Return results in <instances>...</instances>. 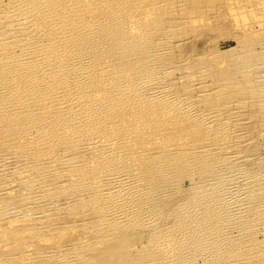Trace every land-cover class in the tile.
<instances>
[{
  "label": "rangeland",
  "instance_id": "1",
  "mask_svg": "<svg viewBox=\"0 0 264 264\" xmlns=\"http://www.w3.org/2000/svg\"><path fill=\"white\" fill-rule=\"evenodd\" d=\"M45 1H47V2H45ZM65 0H43V1H41V0H25V1H23V0H0V59H1V57L3 56V55H5V57L3 58L4 60H7V56L10 58H8V60L6 61V63L8 64V62H12V64L14 63V59L12 60V57L14 56V55H11V54H16V53H18L17 51L19 50V49H22V48H25L24 50H31L32 48H33V45L35 46L34 47V49H32V51H36V50H40V49H42L43 47V45H46L47 43L49 44V45H51V46H54V40L57 42V39L59 38V36H60V34H59V32H57V29H56V26L55 25H60V24H64L63 22L62 23H60L61 22V20L63 19H68V11H69V9H72V7H73V9L72 10H75V11H79V12H81L82 11V13H80L81 15L79 16L80 17V19L82 18V19H84V20H88V17L91 19L92 17H94V16H92V14H93V12H92V10H91V8H90V10H89V8L88 9H81V6H80V4H75V3H78L80 0H66L65 2H64ZM71 1V2H70ZM82 1V0H81ZM144 1V0H143ZM142 0L140 1V0H138V1H136V0H131V4H132V7H131V10L133 11V9H134V12H131L132 14H128L127 13V15H124L123 13H125V6L127 5H122V8H123V11H121L120 13L121 14H119V12H118V14H117V16H119V19L121 18V16H122V14H123V17H125V20H127V18H130V19H128L127 21L128 22H130L131 24H133L134 26H137V27H142L143 26V29L146 27L145 25H147L148 24V26L146 27L147 29H149L148 30V32L149 33H151L152 35L150 36V37H152L151 39H150V41H153V39L155 40V38L157 39V35H156V33L157 34H160V35H163L162 36V42H163V45H164V47L165 46H170L169 47V50H168V47H165L166 48V50H167V56H166V58H165V55H155V57H156V60H154V57H152V59L155 61V63L153 64V62L151 61V60H149V65L150 64H153V65H157V64H159L161 61H163L162 63H160V65H161V68H163V66H162V64H165V65H168V66H170V70L171 71H169L168 73H165V74H163L164 76H162V74L161 75H155V76H152V79H153V81H152V79H151V77H150V80L148 81L149 82V84H151V85H154V83H159V85L161 86V85H163L164 86V90H170L169 92L171 93V95H173V94H175L176 96H178L179 98H183V97H181L182 96V94H183V96L185 95V97H187V98H189V100H190V98H191V96H192V100L189 102V100H186V103H184V101H179V103H178V101H177V104H180V102L182 103L183 102V104H180V106H178V107H174V106H177L175 103L176 102H167L166 103V107L168 106V104H169V109H167L166 107H164L165 106V104L163 103H161V102H158V104H157V102H154L153 103V99H147V98H145L146 100H149V101H146V100H144L143 98V100L142 99H140L141 101H144V103H148L149 104V107H151L152 109H153V106L155 107V105L157 104V105H159V106H161V104H162V107H163V109H162V107L161 108H159L158 110H159V113L160 114H162V115H160V116H167L168 114H164V110H165V108H166V110L168 111H172L171 112V115L173 116V118L176 116V118H170L171 120H169V118L167 119V121H166V119L164 120V118L162 117V118H157V120H153V119H151V118H149V117H151L150 115H149V111H148V108L149 107H147L146 105H148V104H146V105H144L143 104V102H141V101H139L138 99V101L136 102H134V100H133V105L131 104L130 105V107H128V106H126L127 108H130V109H127V108H124L123 110H126L125 112H127L126 114L128 115H126V117H128V118H131V121L129 120L128 121V123H131L132 122V124H133V126H132V124H131V127L135 130V129H138V127L139 126H141L142 128L140 129V127H139V130H141V132H142V129H143V133H141V137L139 136V141L140 142H143L144 140H146V142L144 141L143 143H146V144H150V145H154V144H156L155 142H153L154 140H155V137H157V134H158V136H164V137H168V139H171L172 138V136L173 137H175V135H176V130H177V127H176V124L175 123H177L178 121V118H179V120L182 118V117H184V116H186V114L188 115V109L190 110V111H192L194 108L195 109H197V110H199V113L200 114H203L204 112V110L205 109H209L208 111H210V113L211 114H215L216 113V115H217V119H218V121L221 119V121H219L220 122V124L216 121V122H214V125H212L213 127L212 128H214V129H212L211 128V130H213V132H215L214 130H216V128L220 125V128H222L220 131H222V130H224V135H223V131L221 132L222 133V135L219 133L218 134V130H216V133L215 134H213V132L211 131H205V130H202V129H204V128H202V127H199V126H197L196 128H199V129H197V131H196V129H194L195 130V132L193 131V128L192 127H190V126H192V124L190 123V126H188V123L189 122H187V123H182V125L183 126H180L179 127V129H182V127H183V129H186L185 130V134H187L186 132H188V135H185L184 134V131H183V129H182V132H179L181 135L180 136H182L183 137V139L184 138H186V137H188L187 138V140H193L196 144L195 145H198V144H200V141H201V139L203 140V138L205 137V136H207V135H205V132H208L207 134H210V133H212L211 135H216V136H214L215 138L218 136V135H221L222 136V142L223 141H225V142H228V140H229V143H232V141L234 142V143H232V144H235V150H236V152H240L241 150V154H242V152L243 151H245L246 152V154H247V156H248V159H240L239 161H238V167L237 166H235L234 168H231V171H233V174L230 176V178H231V180L232 179H235V180H232L233 182H231V183H233V184H235V186H233V184H231L229 181V179H227L228 181H220V182H215V183H213L212 184V179L214 180V178H217V176L218 175H222V171H220V170H222V169H220L221 167V164H219L220 166H219V168H216V171H215V173H212L213 174V177L211 178V180H209L208 182H209V184H208V186L206 185V186H204V188H210L212 185V187L209 189V195H211V194H217V193H221V195H220V197H219V200L218 201H220L219 202V204H218V202H216L217 204H215V207H214V209H216V210H221L222 209V206L226 203L227 205H224V207H223V209L222 210H226V211H229V212H231L232 210L231 209H236L237 207H236V199H238L239 200V197H242L243 198V201L244 200H246L247 202H249V200L251 201V203H253V205L256 203V201H257V203H258V201H259V203L260 204H264V199H262V198H259V197H263L264 198V188H263V186H264V86L262 87V85H263V83H264V52H260V50H262L261 48L262 47H260V43H262V42H264V0H173L172 1V3L170 2V1H168V0H159L162 4H163V1H164V4L163 5H167V6H169V7H167V6H162V4L160 3V2H158V0H156L157 1V4L154 2V6L155 7H153L152 5H153V1L152 0H147L146 2L144 1L143 2ZM150 1H152V2H150ZM168 3H167V2ZM177 1V2H176ZM8 4H7V3ZM16 2H19V4L18 5H16L17 7V10L15 9V6L13 5L14 3H16ZM72 3V4H70V3ZM133 2H135L134 3V5H136L137 4V2H138V4L136 5V6H134L133 5ZM176 2V3H175ZM38 3V4H37ZM54 3H56V4H54ZM61 3V4H60ZM140 3H141V7L139 6L140 5ZM144 3H147L146 4V6H145V4ZM159 3L161 4V5H159ZM174 3V4H173ZM2 4V5H1ZM35 4V5H34ZM52 4V5H51ZM67 4V5H66ZM130 4V5H131ZM143 4H144V7H146L145 9H144V7H143ZM149 4H151V5H149ZM168 4H170V5H168ZM12 5V6H11ZM32 5H34V7H32ZM46 5V6H45ZM55 5V6H54ZM64 5L66 6L65 8H64ZM75 5V6H74ZM79 5V6H78ZM157 5V6H156ZM158 5H159V7L160 6H162V7H164V9H165V11L164 12H160V10L161 11H163V8L162 7H158ZM14 6V8H12ZM19 6V7H18ZM28 6V7H27ZM48 6V7H47ZM60 6V7H59ZM62 6V7H61ZM151 6V7H150ZM171 6V7H170ZM6 7H8V8H6ZM22 7V8H21ZM26 7V8H25ZM30 7H32L31 9H30ZM43 7V8H42ZM136 9H135V8ZM137 7H139V8H137ZM167 7V8H166ZM24 8V12L25 13H22V9ZM27 8L29 9V10H27ZM46 8V9H45ZM52 8V9H51ZM67 8V9H66ZM75 8V9H74ZM156 10H155V9ZM159 8V9H158ZM171 8H173V10H171ZM1 9H2V11L3 12H1ZM5 9H6V11L8 10V12H12L11 14L10 13H5L6 11H5ZM12 9H13V11H12ZM20 9V11H18ZM26 9V10H25ZM33 9H35V12H34V10ZM36 9H37V11H36ZM57 9V10H56ZM63 9H64V11H63ZM77 9V10H76ZM141 9H142V11H141ZM157 9H158V11H157ZM30 10H32V11H30ZM50 10V11H49ZM54 10H56V11H54ZM89 10V11H88ZM122 10V9H121ZM146 10V11H145ZM168 10H171V13H172V15L170 14V12L168 11ZM16 11H18V12H16ZM29 13H28V12ZM53 11V12H52ZM63 11V12H62ZM66 11V12H65ZM85 11H87L86 12V14H85ZM154 11V12H153ZM166 11H168L169 12V15L167 14V12ZM27 12V13H26ZM44 12H46V14L44 13ZM47 12H48V14H47ZM50 12V13H49ZM57 12V13H56ZM91 12V13H90ZM3 13V14H2ZM14 13V14H13ZM33 13V14H32ZM36 13H38V14H36ZM42 13H43V15H42ZM68 13V14H67ZM87 13H88V15H87ZM149 13V14H148ZM162 15H161V14ZM164 13H165V15H164ZM9 14H10V16H9ZM16 14H17V16H16ZM36 14V15H35ZM40 14H41V16H40ZM45 14V15H44ZM50 14H53V15H50ZM54 14H56V15H54ZM61 14V15H60ZM83 14V15H82ZM14 15V16H13ZM26 15V16H25ZM27 15H29L28 17H27ZM31 15V16H30ZM38 15V16H37ZM90 15V16H89ZM133 17H131V16ZM146 15V16H145ZM148 15V16H147ZM165 17H167V18H165ZM14 17V18H12V17ZM22 17V18H20L19 20L17 19L18 17ZM27 19H23L24 17ZM36 16V17H35ZM52 16H54L53 17V19H52ZM61 16H62V19H60L61 18ZM70 16V15H69ZM88 16V17H87ZM10 18V20H9V18ZM32 17V18H31ZM35 17V18H34ZM39 17V18H38ZM43 17H44V19H43ZM49 17H51V19L49 18ZM56 17V18H55ZM65 17V18H64ZM172 17V18H171ZM176 17V18H175ZM178 17V18H177ZM36 18H38L39 20H41V21H39L38 19H37V21H36ZM47 18H48V21H47ZM71 18V17H70ZM148 18V19H147ZM165 18V19H164ZM11 19H13L12 20V22H11ZM18 20L19 21V23H18V21L16 22V20ZM89 19V20H90ZM94 19V18H93ZM159 19V22H158V26H156L157 25V20ZM161 19V20H160ZM163 19V20H162ZM167 19V20H166ZM169 19V20H168ZM174 19L176 20V21H174ZM6 20H7V22H6ZM30 20H35L34 21V25L33 26H30L29 25V21ZM45 20V21H44ZM57 20V21H56ZM89 20H88V22H89ZM166 20V21H165ZM24 21V22H23ZM28 23H27V22ZM161 21V22H160ZM164 21V22H163ZM170 21V22H169ZM172 21V22H171ZM26 22V23H25ZM36 22H38V23H36ZM55 22V23H54ZM57 22H59V24L57 23ZM138 22V23H137ZM7 23H9V24H7ZM16 23V24H15ZM19 24V26H18V24ZM22 23H23V25H22ZM25 23V24H24ZM46 23L48 24V25H46ZM57 23V24H56ZM154 23H156V24H154ZM171 23V24H170ZM175 23V24H174ZM28 24V25H27ZM144 24V25H143ZM163 24V25H162ZM169 24V25H168ZM37 25H40V26H37ZM44 25V26H43ZM142 25V26H141ZM159 25H160V28H157V27H159ZM166 25V26H165ZM172 25V26H171ZM14 26L15 27H19V28H14ZM23 26H26V28L25 27H23ZM28 26V27H27ZM49 26V27H48ZM170 26V27H169ZM22 27V28H21ZM40 27V28H39ZM43 27H46L45 28V33H44V31H42L41 32V30H43L44 28ZM64 27L66 28V26L64 25ZM67 27H69V25L67 24ZM150 27L152 28H154L153 30H150ZM168 27V28H167ZM24 28V29H23ZM29 28H30V30H29ZM49 28V29H48ZM167 28V29H166ZM170 28V29H169ZM176 28V29H175ZM7 29V30H6ZM47 29H48V31H47ZM52 29H55V30H52ZM161 29H162V31H163V33H162V31H161ZM4 30V31H3ZM12 30V31H11ZM25 31V33H24V31ZM131 30H132V28H131ZM164 30H166V31H164ZM22 31V32H21ZM36 31V32H35ZM40 31V32H39ZM66 31V30H65ZM64 31V32H65ZM39 32V33H38ZM81 32V31H80ZM139 32V31H138ZM18 33V34H17ZM35 33V34H34ZM43 33V34H42ZM49 33V34H48ZM82 33V32H81ZM136 33H137V31H136ZM140 33V32H139ZM167 33V34H166ZM6 34V35H5ZM20 34V35H19ZM40 34H41V36H40ZM154 35H155V37H154ZM10 36V37H9ZM28 36V37H27ZM42 36H43V38H42ZM167 36H169V37H167ZM27 38H31V40L30 39H27ZM34 38V39H33ZM50 38V39H49ZM14 39V40H13ZM26 39V40H25ZM4 42H3V41ZM22 40H23V43H22ZM24 40H25V42H24ZM32 40H33V42H32ZM41 40V41H40ZM168 40V41H167ZM17 41V42H16ZM20 41V42H19ZM34 41H35V43H34ZM39 41V42H41V43H37V42ZM47 41V42H46ZM51 41V42H50ZM149 41V42H150ZM157 41V40H156ZM155 42V41H154ZM165 42V43H164ZM250 43V45H249V43ZM260 42V43H259ZM7 43H9V45L7 44ZM30 43H32V44H29ZM34 43V44H33ZM45 43V44H44ZM160 43V42H159ZM167 43V44H166ZM28 44V45H27ZM37 44H38V46H37ZM43 44V45H42ZM157 44V46H158V42L156 43ZM161 44V43H160ZM171 44V45H170ZM162 45V44H161ZM237 45V46H236ZM243 45V46H242ZM10 46V47H9ZM37 46V47H36ZM55 46H56V43H55ZM156 46V47H157ZM16 47V48H15ZM30 47V48H29ZM45 47V46H44ZM164 47H162L163 49H164ZM240 49H239V48ZM3 48V49H2ZM5 48H7V49H5ZM10 48V49H9ZM15 48V49H14ZM19 48V49H18ZM40 48V49H39ZM161 48V49H162ZM173 48V49H172ZM242 48V49H241ZM246 48V49H245ZM179 49V50H178ZM9 51V52H6V51ZM34 51V52H35ZM45 48L44 49H42V51H40L39 53H38V51H37V53L35 54V56L36 57H38V58H36V57H34V58H36V59H34V58H26V59H28L29 60V62H33V60L36 62V66H32V64H29V62H27L26 61V59L24 60V66H23V63L21 62L20 64H18V65H20L19 66V68H22V72H20V73H18L17 72V68H14V70L12 71H9V70H7V71H3L1 68H0V75H4V74H6V77L8 78V82H7V86L8 87H6V85H5V90H3L2 91V93H1V95L3 96H1L0 95V97H2V98H4V97H6V98H10L11 96H12V98H17V99H24V98H28L29 100H30V98H31V96L32 95H34L33 97H36L35 99H33L32 100V98H31V101H30V105L29 106H31L32 108H33V110H34V112H37L38 110H37V105H36V103L38 102V98L39 97H41V94L42 95H44V96H47L46 98H49L50 97V99H51V97L52 96H54L57 100H64V99H66V100H70L71 98V94H69L68 95V93H69V88H71L72 90H73V88H72V85H74L75 83H73V82H75V81H70V87H69V85L68 86H66L65 87V90L67 91H65L64 93H65V96L63 97L62 96V94H52L53 92H54V90L52 91V88H53V83H52V81H51V78H50V76H49V74L51 73L48 69H47V66H45V64L47 63V62H45V61H47V54H45ZM51 51V52H50ZM237 51H240L242 54H243V59H244V61H246V59L249 61L248 63H251L252 61L254 62V64L255 65H253V66H255V67H257L258 69H256V68H254V67H252L253 68V70L252 71H250V73H248V74H244V77L245 78H241V79H237L238 78V76L235 74V71L234 70H228L229 69V63H231V62H229V61H227V60H225V61H223V59L229 54V53H236ZM243 51V52H242ZM263 51V50H262ZM6 52V53H5ZM27 53H28V51H26ZM53 51L52 50H49V53H50V55L48 54V56L49 57H52L53 56V53H52ZM29 55H33L34 53H28ZM37 54H38V56H37ZM40 54V55H39ZM162 54H166L164 51H163V53ZM241 54V55H242ZM256 54V55H255ZM261 54V55H260ZM7 55V56H6ZM45 55V56H44ZM52 55V56H51ZM140 55V54H139ZM16 56H18V55H16ZM100 56V58H102V59H100L99 57H96V61H103L104 59H105V57H104V54H101V55H99ZM114 56V55H113ZM160 56L161 57H163V59L164 60H162V58H160ZM45 57V58H44ZM157 57H159L161 60H160V62H159V60H158V58ZM137 58V57H136ZM46 59V60H45ZM98 59V60H97ZM135 59V58H134ZM254 59V60H253ZM262 59V60H261ZM40 60V61H39ZM168 60V61H167ZM237 60V59H236ZM28 63V64H26V62ZM151 61V62H150ZM165 61H167V63L165 62ZM31 62V63H32ZM39 62V63H38ZM42 62V63H41ZM114 62H115V60L114 61H112V65H115L114 64ZM156 62H158L157 64H156ZM232 62H235V61H232ZM257 62V63H256ZM43 63H44V65H43ZM99 63V62H98ZM240 65L242 64V65H244L243 64V61H239L238 62ZM6 64V65H7ZM26 64V65H25ZM37 64H39V65H37ZM111 64V63H110ZM1 65V64H0ZM40 65H41V69H40ZM43 65V66H42ZM227 65V66H226ZM27 66V67H26ZM251 66V65H250ZM0 67H2V65L0 66ZM29 67V68H28ZM38 67V68H37ZM146 67V68H145ZM144 68H145V71L143 72V77H144V75H145V72L147 71L146 69L148 68L147 66H145ZM231 67V66H230ZM19 68H18V70H19ZM25 68V69H24ZM28 68V69H27ZM161 68H158V69H161ZM226 68H227V70H226ZM30 69V70H29ZM34 69V70H33ZM45 69H47V70H45ZM157 68H156V71L158 70ZM16 70V71H15ZM25 71V73H24V71ZM41 70H42V72H41ZM263 71V72H260V71ZM6 72V73H3V72ZM27 71H29V74L31 75V77H32V79L28 76L29 74L28 73H26ZM256 71V72H255ZM15 72V74H16V72L18 73V76H17V74L15 75V74H12V73H14ZM39 72V73H38ZM46 72H48V73H46ZM100 72H102V73H100ZM254 72V73H253ZM7 73H9V75L7 74ZM37 73H38V75H37ZM42 73H43V75H42ZM46 73V74H45ZM256 73V74H255ZM261 73V74H260ZM26 74H27V76H26ZM45 74V75H44ZM48 74V75H47ZM160 74V73H159ZM228 74V75H227ZM255 74V75H254ZM8 75V76H7ZM20 75V76H19ZM35 75L36 76H38V77H36V79H35ZM46 75H47V77H46ZM51 75V74H50ZM102 75V76H101ZM180 75H182V77H180ZM206 75V76H205ZM41 76V77H40ZM64 76H68V79H72V80H74L72 77H71V75H64ZM108 75L106 74V72L105 71H101V70H98V69H94V70H92L91 72H89L88 74H85V76H84V78L86 77V79H84V83L83 82H81V84H76V87L74 88V92H75V96H73V94H72V96H73V102L74 103H79V101L81 102V100L84 98L85 99V95H88V96H90V94L86 91V89H84V88H82L81 86L82 85H85V86H88L89 87V89H88V91L90 90V89H92V87L89 85L90 84V82H91V84H96V85H99V83H100V80L102 79H104V78H106ZM209 76V77H208ZM233 78H232V77ZM254 76H256L257 78H255ZM260 76H262V77H260ZM14 77V78H13ZM19 77V78H18ZM27 77V78H26ZM154 77V78H153ZM162 79H161V78ZM197 77V78H196ZM253 77V78H252ZM259 77V78H258ZM1 78H4L3 76H1L0 77V79ZM15 78H16V80H15ZM21 78V79H20ZM23 78H26V79H23ZM29 78L31 79V80H29ZM40 78H42V81L43 82H40L41 80H40ZM158 79V81H157V79ZM202 78V79H201ZM221 78H226V79H221ZM28 79V80H27ZM67 79V80H68ZM97 79H99V80H97ZM164 79V80H163ZM170 79V80H169ZM194 79V80H193ZM245 79V80H244ZM250 79V80H249ZM14 80V81H13ZM19 80H22V81H19ZM35 80V81H34ZM85 80H86V82L88 83H85ZM156 80V81H155ZM190 81L192 84L194 83V85H189L188 86V84L185 82V81ZM200 80H201V84H199L200 83ZM250 82H249V81ZM9 81H11L10 83H11V85L12 84H14V86H11V89H10V87H9ZM13 81V82H12ZM23 81H26V82H23ZM30 81H32V83H29V84H32V85H28V82H30ZM37 81H38V83H37ZM46 81V82H45ZM49 81V82H48ZM90 81V82H89ZM237 81H239L240 82V84H241V82L242 83H245V84H238V82ZM1 82V81H0ZM15 82V83H14ZM21 82H23V83H21ZM34 82V83H33ZM51 82V83H50ZM152 82V83H151ZM254 82H257L259 85H258V87H257V85L256 84H254ZM39 83H41V84H39ZM73 83V84H72ZM83 83V84H82ZM170 83V86L168 85ZM196 83H197V85H196ZM260 83H261V86H260ZM17 86H16V85ZM22 84V85H21ZM25 84V85H24ZM34 84H37L36 86L34 85ZM39 84V85H38ZM52 84V85H51ZM172 84V85H171ZM24 85V86H23ZM49 86V87H47V86ZM79 85V86H78ZM234 85H235V87H234ZM237 85V86H236ZM253 85V86H252ZM255 85V86H254ZM22 86V87H21ZM41 88H40V87ZM179 86V87H178ZM240 86V87H239ZM0 87H1V83H0ZM17 87V88H16ZM26 87H31V88H29V90H28V88H26ZM80 87V88H79ZM105 86L104 85H102V87H99V89H103ZM168 87L170 88V89H168ZM183 87H185L184 89H183ZM198 87V88H197ZM243 87V88H242ZM260 87V88H259ZM262 87V88H261ZM36 88H38L37 90H36ZM43 88H45L44 90H43ZM82 88V89H81ZM140 88L141 87H139V90H140ZM143 88V87H142ZM206 88V89H205ZM213 88V89H212ZM1 89V88H0ZM17 89V90H16ZM33 89V90H32ZM42 90V91H39V90ZM70 89V90H71ZM84 89V90H83ZM171 89H173V90H171ZM211 89V90H210ZM10 90V91H9ZM18 92H16V91ZM23 91V93L21 92V91ZM72 90H71V93H72ZM79 90L81 91V92H79ZM143 89H141V91H142ZM205 90V91H204ZM240 90V91H239ZM14 91V93H15V96H13L14 95V93H12ZM20 91V92H19ZM28 91H30V93L28 92ZM46 91V93H44ZM47 91H49L48 93H47ZM173 91V92H172ZM175 91V92H174ZM34 92H36V94L34 93ZM41 92H43V93H41ZM84 94H83V93ZM86 92V93H85ZM176 92H178V93H176ZM184 92V93H183ZM261 92V93H260ZM20 93V94H19ZM22 93V94H21ZM102 93H104V92H100V94H102ZM169 93V94H170ZM195 93V94H194ZM204 93V94H203ZM206 93V94H205ZM260 93V94H259ZM26 94V95H25ZM38 94H40V95H38ZM46 94V95H45ZM148 94V93H147ZM10 95V96H9ZM19 95H20V98H19ZM49 95V96H48ZM78 95H80V97H81V99L78 101V99H77V97L76 96H78ZM181 95V96H180ZM17 96V97H16ZM27 96V97H26ZM29 96H30V98H29ZM43 96V97H44ZM67 96L70 98V99H68L67 98ZM83 96V97H82ZM94 96H96V95H94ZM190 96V97H189ZM24 97V98H23ZM63 99H62V98ZM74 97H75V99H74ZM262 97H263V99H262ZM53 98V97H52ZM186 98V99H187ZM256 98H258L257 100H256ZM260 98V99H259ZM180 99V100H181ZM185 99V98H184ZM86 100V99H85ZM84 100V101H85ZM195 100L197 101V102H195ZM236 100H240V101H236ZM259 100V101H258ZM35 101H37L36 103H35ZM99 101H101V99H98L96 102H98L99 103ZM104 102H105V100H103ZM146 101V102H145ZM152 101V103L150 104V102ZM187 101L190 103V105H193L194 103V106H193V108L192 107H190V105H189V103H187ZM193 101V102H192ZM34 102V103H33ZM40 102V101H39ZM44 102H48V101H44ZM141 102V103H140ZM259 102V103H258ZM56 103V104H55ZM97 103V105H99ZM156 103V104H155ZM171 103V104H170ZM197 103V104H196ZM40 104V103H39ZM136 104H138V105H136ZM139 104H141V105H139ZM172 104H175V105H172ZM185 104H187V106H189V108H187V106H185ZM262 104V105H261ZM33 105H34V107H33ZM49 105V106H48ZM84 105V104H83ZM83 105H81L80 106V108L81 109H86L87 107H85V106H83ZM152 105V106H151ZM164 105V106H163ZM181 105H182V107L183 106H185V108L186 109H184L183 110V112L182 111H180L181 109H182V107H181ZM258 105V106H257ZM45 106L46 107H48L47 108V115H49V117H47V115L45 114V118H41V120H43V121H39V123L40 124H42V126L44 125L45 126V124H47L48 123V120H49V122H54V123H58L59 121L58 120H61L63 117H65V116H67L68 115V118H64L66 121H67V119H70V118H72V119H70V120H68V122H66V127L68 128L69 126H70V128H69V130L67 131V129H66V127H65V131H66V133H67V135H68V137L70 138L72 135H77L76 133H78V134H80L81 133V138L83 139V141H82V139H80V141H79V143H78V141L76 140L75 142L76 143H78V147L77 146H74L73 148H71L70 149V151H69V155H68V157H70L71 159V162L70 161H68L69 163L68 164H59L58 166H56V167H52V169H51V166L49 167L48 165L49 164H46L48 167H46V165L44 166V164H42L41 165V167L43 166L44 168H38L37 167V169L35 168V164L33 165L32 164V162H33V160H31L32 159V153H31V151H33V149H34V147H36V140H35V137H33V138H31L29 141H27V143L22 147V146H19V140H21L22 141V139L20 138V137H18V138H15V139H13V140H11V141H5V142H3L5 145H3L2 143H0L1 145H0V154H6V153H8V152H10V151H12V152H14L13 154H14V160L13 159H11V158H7V160H4L3 161V163L4 164H6V166L4 165V167L6 168V169H4L3 168V170H4V178H3V174H1L0 175V188H1V195H0V210L2 211V209H3V211H5V212H1L0 211V238H2V239H0V242H1V240H2V242L0 243V257L2 256L4 259H2V258H0V264H61V262L60 263H57L54 259H61L62 258V255H64L65 254V252H70V251H77V253H76V257H78V258H76V260H77V263L78 264H81V259H82V256H84L85 257V259H86V261H87V264H98V263H100L101 264V261H103V264L104 263H106V264H130V263H132L133 262V264H137L138 263V258H139V264H143V261L144 260H142V259H144L145 257V259H148V258H153L155 255H156V252H157V255L159 254L158 252H160V247L158 248V246H159V242H160V239L161 238H159V236H161V235H163V233L165 234V235H167L166 233H168V236L170 235V236H175L177 233H178V231H179V233L176 235V238H179V239H177L178 241L176 242V246L175 247H177L176 249L179 251V249H181V253H184V251H185V257H188L189 256V251L188 250H193V251H195L194 252V254H196V256L195 255H192L191 256V254H193L192 252L193 251H191V253H190V256L189 257H192V258H190V259H188V258H185V260L183 261V262H179L180 264H182V263H184L185 261H187L186 263H188V264H192V262H190L191 261V259H192V261H195L194 263H196V264H203V258L204 257H207L208 255V253H212V257H214V255L217 253V251H218V253L215 255V259H217V263H219V262H221L220 264H224V262L223 261H220V260H223V259H225V258H232V257H234V256H236L237 254H239L237 251H238V249H240L241 247L243 248V249H240L239 250V252L241 253V252H244V251H250L251 249H253L252 250V252L254 253V252H256V251H258L259 250V248H261L260 247V245L261 244H256L255 242H254V240L256 239V238H261L260 237V235H263L264 234V207L262 208V209H259V210H261V212H259V213H257V214H255L254 213V216H252V213H250L249 214V219H245V218H243V217H241V219H243L242 221H241V219L239 220V219H237L238 217H237V212H238V210L240 209V207L237 209V210H235V211H237V212H235L236 214H234L232 217L230 216V214H228V213H226L227 214V216L228 217H230V218H228V220H231V222L230 221H228V220H226V219H224V218H227V216H225L224 218H222L223 220V222H222V226L223 225H225V224H227V222L229 223V225L227 226V229L228 230H230V234L232 233V234H234V233H236L235 232V228H234V224H236V223H238V222H240L238 225L240 226V224H241V228L243 227V225L245 226V228L243 227L241 230H243V232L241 233L240 232V235H236V236H231V237H227V238H225V237H222L223 235H218V233H220L219 231H217V228H215L216 229V231H215V229L214 230H212L211 229V234H212V236H211V234L210 235H208V237H210L211 236V238L210 239H215V241H216V243L214 242V241H208V237H207V235H206V233H208L209 232V230H208V228L209 227H206V226H209L210 225V227L212 228V226H211V224L209 223H207V222H209L208 220H213V218H215V220L214 221H216V220H218V218H220V216L221 217H223L224 216V214H216V213H214V214H216V216L214 215V214H210V215H208V216H205L204 218H203V216H204V214H203V212H202V210H206L207 209V204L205 203V195H204V193H203V190H204V188H203V184L204 183H201L202 184V186L200 187V189H199V187H198V189H196V191H195V195L196 196H194V198L195 197H198L199 196V201H198V199L197 198H195L194 200H197L196 202L199 204H197V207L198 208H200V210H201V213L203 214V216H202V214H201V216L202 217H200V220L203 218L204 220L202 221L201 220V223H200V221H199V219H197L198 221H197V223H199L200 225H198L199 227L198 228H202V226H204L206 229H207V232H202L203 233V236H200V235H197V232L196 233H194L193 235H192V237H191V239H188V237H183L184 235H186V233H187V236H188V233H190V232H188L187 230H188V225H191V221L189 220V217H187V222L186 221H184L185 220V218H186V215L188 216V214H189V216L190 217H192L193 218V216H191V214L190 213H188V212H186L187 210H183L182 208H181V210H179L178 211V208L176 209V206L177 205H180L182 202H183V200H186V198H184L185 196H186V193H184L185 191H183V192H180L179 190L180 189H182V188H186V186H188V184L191 182V181H194V179L195 178H197V179H195V180H198V171H202L203 169H201V170H199L200 169V167H202L203 165V163L205 162V160H203L202 161V158H201V161H202V164H201V166H199L198 165V163L196 164V161H198V160H196V159H199L200 158V156L198 157V158H196L195 156V154H197V153H195L194 152V150H190V149H188V150H190L191 152H193V154L190 152V151H188L189 153H191V155L192 156H190V154H188L187 153V155H188V157L190 156V158H188L187 157V155H186V153H185V156H184V159H186V157H187V159H190V160H184L185 161V163L187 164V161H189L190 163H192V164H189V162H188V164L190 165V166H187L186 165V168H188L187 170H188V172L187 171H185L186 169H185V165H184V163L182 164V165H184V166H181V167H179L178 166V163H179V165H181V163L180 162H175V170H174V167H172V165H169L170 164V162H171V154H167V156H165V155H163V154H161V151H160V153H158L159 155H156L157 153H156V151L155 152H153V156L152 155H150L151 157H150V159H148V160H150V161H153L152 159L154 158V164L153 163H151L150 161V163H151V165L152 166H154V168H156L155 167V165H156V163L157 162H160L161 160H162V158H165L166 157V159L165 160H163L161 163H162V165L164 164V163H166V164H168V167H169V169H170V171H168V170H166V171H168V174L169 175H167V173H166V175L165 174H163V172H164V170H162L161 171V163H157V165H158V168H156L157 170H154V168L152 167L151 168V172L154 170V171H158L157 173L156 172H154V173H151V174H153V177H154V175L155 176H162V175H165L164 177L162 176V181H155V182H153V184L154 183H158L159 182V184H163L164 182H166L165 184H164V188H167V189H171V188H178L177 186H179V190H177V189H173V191H175V194H173L172 193V191L170 190L169 191V193H168V191H167V196H165L164 194H162V195H159L158 194V196H156L153 200H151V203H146L145 204V201H141L142 202V204H140V207H144L143 209L142 208H138V207H136V209L138 208L139 210V212H137V210L135 211V213H134V211H132L134 214H130V215H132V216H130V222H128L129 221V217L127 218L126 217V219L125 220H127V221H122V223L121 224H123V223H125V224H123V225H125L124 226V228L122 227V225L121 226H119L120 225V223L118 222V220H115L116 218H115V216H114V213H112L113 214V216L114 217H112V214H110V215H107L108 213L107 212H112V210H113V212L116 210L117 211V209L115 208V207H112V206H115L116 204H114L117 200V203L119 204H117L116 205V207H118V209H119V207H120V205H121V207H123V205H122V202H123V204H125V202H126V198L125 197H127V199H129L128 197L129 196H131L134 192H132V191H130L128 194L126 193V192H124V191H121L122 192V194L120 193V192H118L115 188H117V187H114V189H112V190H114L115 192V194L118 192V194L119 195H121V196H119L118 194H116V197H115V195H114V193H112L111 191L110 192H108L107 191V193L105 192L106 191V188H107V184H103L102 182H100V183H102V184H100L99 186H98V189L97 190H101V191H97L96 190V192H94V189H92V188H90V186H88V183L89 182H91L92 180H94V179H96V178H98L101 174L100 173H98V174H96V172L98 171V170H100V169H102L103 170V168H100L99 166H102V163H103V161H102V163H101V165H98V164H100V162H95V163H92V161L90 162V163H92L91 165H88L89 167H88V169H86V167H87V165H84V164H80L79 162H82V161H87V160H89L90 158H91V154L92 155H95V152H97V151H99V152H102V151H107L109 154H111V156L113 157V159L115 160V158L117 157L119 160L118 161H120V160H122L120 163H119V165L117 166V165H113V164H110V167H109V163H106L105 165L107 166H105L104 167V169L105 168H110V170H113V171H115V172H119L120 170H122V168H123V165H124V163L125 162H127V164L129 163L130 165H132L133 164V166L131 167L130 165H129V169H131V171H133L134 173H135V171L134 170H136V172L138 171H140V172H142V169H145V168H147L146 166H150V163L149 162H147L148 160H146V158L143 156V154H144V150L142 151V147H139V148H137L136 150H129L128 151V146L129 145H126V143H129V140L130 139H128V137H124L122 140H123V142L121 141L120 143H119V141L118 140H114V131L113 130H110L109 131V126H106L105 127V129L102 131V134L99 132L98 133V137H100V138H102V139H96V137L97 136H94V135H92L91 137H90V139L89 138H87V134H88V132L87 131H85L87 128H88V126L87 125H84V124H87L88 123V116H87V118H83L82 116H80L81 114H80V112L78 111V112H75V111H77V110H71L70 112H68V111H63V114H61V112H62V110H60V111H58L59 110V107H58V104H57V101H55V102H53V101H49L48 103H46L45 104ZM135 107V109H133V107ZM137 106V107H136ZM159 106H157V107H159ZM210 106V107H209ZM257 106V107H256ZM261 106H263V107H261ZM99 108L101 107V106H98ZM142 107V108H141ZM171 107H173V108H171ZM180 107H181V109H180ZM40 108V107H39ZM49 108H51V109H49ZM144 108V110H145V112H144V110H142ZM147 108V109H146ZM171 108V109H170ZM184 108V107H183ZM192 108V109H191ZM213 108H215L216 110L215 111H217V112H215V111H212V109ZM232 108H234V109H232ZM56 109H58V110H56ZM102 109V108H101ZM119 109V108H118ZM173 109V110H172ZM175 109H177V110H179V112H181V113H179L178 114V112H174V111H176ZM194 109V110H195ZM219 109H220V111H219ZM260 109V110H259ZM56 111V112H54V111ZM88 110H89V112H88ZM94 110V111H93ZM131 110H133V111H131ZM147 110V111H146ZM187 110V112H185L184 113V111H186ZM258 110V111H257ZM52 111V112H51ZM130 113H129V112ZM136 111V112H135ZM139 111V112H138ZM151 111H153V110H151ZM202 111V112H201ZM257 111V112H256ZM34 112L32 111V113H31V115H33L34 114ZM71 112H72V114H71ZM87 112L89 113V114H93V113H95V109H93V107H92V109L89 107V108H87ZM124 112V111H123ZM123 112H121L120 114H122ZM138 112V113H137ZM170 112H168L169 113V115H170ZM64 113H66V115L64 116ZM74 113V114H73ZM77 113V114H76ZM139 113H142V114H139ZM144 113H146V114H144ZM148 113V114H147ZM167 113V112H166ZM178 115H177V114ZM185 115H184V114ZM219 113V114H218ZM54 116H53V115ZM180 114H182V116L180 115ZM199 114V116H201ZM257 114V115H256ZM50 115H51V117H50ZM71 115V116H70ZM123 115V114H122ZM142 115V117H139V116H141ZM146 115V116H145ZM184 115V116H183ZM224 115V116H223ZM57 116V117H56ZM63 116V117H62ZM76 116H78L77 118H76ZM132 116V117H131ZM137 116V118H135ZM171 116V117H172ZM179 116V117H178ZM47 117V118H46ZM61 117V118H60ZM227 117V118H226ZM75 118V119H74ZM134 118V119H133ZM142 118H146L147 119V121L149 120V122H147L146 121V119H142ZM156 118V117H155ZM200 118V117H199ZM223 118V119H222ZM226 120H225V119ZM85 120V121H82V120ZM134 121H136L137 120V122H133V120ZM139 119V120H138ZM141 119V120H140ZM164 120L163 121V124L164 125H162L161 123L162 122H160L161 120ZM177 119V120H176ZM241 119V120H240ZM245 119V120H244ZM47 120V121H46ZM117 120H119L120 121V119H118L117 118ZM160 120V121H159ZM176 122H175V121ZM193 120H195V119H193ZM46 121V122H45ZM71 121V122H70ZM144 121V122H143ZM160 122V124H157V123H159ZM171 121L174 123V124H170L171 123ZM74 122V123H73ZM139 122V123H138ZM140 122H143V124H141ZM146 122H147V124H146ZM169 122V123H168ZM224 122V123H223ZM230 122V123H229ZM73 123V124H72ZM170 124V125H172V126H170V125H168V124ZM179 123V122H178ZM195 123H197L196 121H195ZM213 123V122H212ZM226 123H228L229 125H231V123L233 124L232 126H230L231 128H234V129H229V130H232V132L234 133H231L230 131H229V133H227V128H225V126H228ZM235 123V124H234ZM241 124V125H238V124ZM72 124V125H71ZM75 124H76V127H75ZM137 124L139 125V126H137ZM141 124V125H140ZM151 124H152V126H151ZM155 124V125H154ZM216 124V125H215ZM219 124V125H218ZM222 124H224L223 125V127H221V125ZM64 125H65V123H64ZM154 125V126H153ZM162 125V126H161ZM196 125H198V124H196ZM81 126V127H80ZM87 126V127H86ZM144 126V127H143ZM168 126L170 127L169 128V130H168ZM73 129H72V128ZM85 127H86V129H85ZM135 127V128H134ZM147 127V128H146ZM155 127V128H154ZM157 127V128H156ZM159 127V128H158ZM160 127H162V129H160ZM172 127H176V129H174V128H172ZM107 128H108V130H107ZM124 128V127H123ZM123 128L121 129V131L123 130ZM154 128V129H153ZM166 128V129H165ZM190 128V129H189ZM225 128V129H224ZM83 129V130H82ZM124 129H126V128H124ZM152 131H151V130ZM158 129V130H157ZM172 129V130H171ZM188 129V130H187ZM192 129V130H191ZM72 130V131H71ZM75 130H76V132H75ZM146 130V131H145ZM148 130V131H147ZM162 130H164L163 131V133L164 134H159V132L161 131L162 132ZM167 130V131H166ZM189 130L191 131L190 133H192V131H193V134H195V135H192V134H189ZM238 130V131H237ZM69 131H71V132H73V133H69ZM155 131H156V133H155ZM166 131V132H165ZM168 131H169V133H170V131H172L169 135H168ZM204 132V134L202 133V132ZM219 131V132H220ZM235 131V132H234ZM86 132V133H85ZM145 132V133H144ZM153 132V133H152ZM146 133L149 135V136H147L146 135ZM229 134V135H227V134ZM97 134V133H96ZM107 134V135H106ZM143 134H145L144 136H142ZM154 135V139L153 138H151V137H153V135ZM166 134V135H165ZM227 136H226V135ZM238 134V135H237ZM70 135V136H69ZM83 135V136H82ZM107 137H106V136ZM113 135V136H112ZM204 135V136H203ZM232 135H233V138H232ZM77 136H80V135H77ZM86 136V137H85ZM102 136V137H101ZM203 136V137H202ZM230 138H229V137ZM234 136H237V137H235L234 138ZM112 137V138H111ZM147 137V138H146ZM224 137H226V139L224 138ZM138 138V137H137ZM142 138L144 139L143 141H142ZM146 138V139H145ZM194 138H196V139H194ZM217 138H219V136L217 137ZM233 140H232V139ZM66 139V138H65ZM64 139V140H65ZM73 139V138H72ZM141 139V140H140ZM147 139H149V141H150V143L148 142V140ZM158 139V137L156 138V140ZM199 139V140H198ZM225 139V140H224ZM228 139V140H227ZM250 139V140H249ZM68 140V139H67ZM85 140V141H84ZM97 141V142H94V141ZM100 140H102L103 142L101 143V141ZM155 140V141H156ZM32 141H33V143H32ZM35 141V142H34ZM66 141V140H65ZM113 141V142H112ZM151 141H152V143H151ZM236 141V142H235ZM90 144V145H88L87 146V144ZM202 142V141H201ZM11 143V144H10ZM98 143V144H97ZM123 143V144H122ZM143 143H141L142 145H143ZM101 144H104L103 145V147H102V145ZM121 145V146H120ZM122 145H124V146H122ZM19 146V147H18ZM29 146V148H27ZM244 146H245V148H244ZM13 147H14V149H13ZM16 147V148H15ZM31 147V148H30ZM33 147V148H32ZM77 147V148H76ZM81 147V148H80ZM88 147V148H87ZM91 147V148H90ZM115 147H117V148H115ZM120 147V148H119ZM126 147V148H125ZM101 148V149H100ZM193 148V147H192ZM237 148V149H236ZM239 148V149H238ZM242 148H244V149H242ZM13 149V150H12ZM32 149V150H31ZM85 149V150H84ZM95 149V150H94ZM100 149V150H99ZM110 149V150H109ZM127 149V150H126ZM247 149V150H246ZM251 149V150H250ZM80 150V151H79ZM94 150V151H93ZM141 150V151H140ZM240 150V151H239ZM249 150V151H248ZM17 151V152H16ZM79 151V152H78ZM122 151V152H121ZM25 152V153H24ZM75 152V153H74ZM78 152V153H77ZM106 152V153H107ZM119 152L121 153V154H119ZM126 152H128L129 154H131V156H129V154L128 153H126ZM186 152V151H185ZM98 153V152H97ZM113 153V154H112ZM143 153V154H142ZM163 153V152H162ZM72 154V155H71ZM76 154V155H75ZM118 154V155H117ZM126 154V155H125ZM140 154V155H139ZM142 154V155H141ZM163 155V156H165V157H163V156H161V155ZM200 153L198 152V155H199ZM240 154V155H241ZM253 155V157H252V155ZM18 155V156H17ZM121 155V156H120ZM139 155V156H138ZM197 155V156H198ZM251 155V156H250ZM31 156V157H30ZM73 156V157H72ZM77 156L78 157H80V158H82V159H80V158H77ZM129 156V157H128ZM157 156V157H156ZM258 156V157H257ZM39 157H40V154H39ZM74 157H76V158H74ZM89 157V158H88ZM153 157V158H152ZM161 157V158H160ZM167 157L170 159H168V161H167ZM194 157V161H195V163H194V161H192L191 162V160H192V158ZM229 157V156H228ZM255 157V158H254ZM34 158H36V159H38V156H36V157H34ZM121 158H123V159H121ZM127 158V159H126ZM141 158H142V160H141ZM148 158H149V156H148ZM158 158H159V161H158ZM196 158V159H195ZM257 158V159H256ZM6 159V158H5ZM13 160V161H11V160ZM84 159V160H83ZM126 159V160H125ZM135 159V160H134ZM141 160V162H137V161H139V160ZM161 159V160H160ZM230 159V158H229ZM229 159H227L226 161H225V165H226V162H227V165H228V163H229ZM256 159V160H255ZM9 160V161H8ZM17 162H16V161ZM19 160V161H18ZM78 160V161H77ZM108 160L109 159H107V162H108ZM124 160V161H123ZM156 160V161H155ZM255 160V161H254ZM14 161H15V163H14ZM22 161V162H21ZM25 161V162H24ZM26 161H30V162H28V164H31V165H28L27 164V162ZM39 161V160H38ZM76 161V162H75ZM170 161V162H169ZM258 161V162H257ZM9 162V163H8ZM20 162L23 164L20 168L18 167L17 169H16V167L18 166V164H20ZM24 162V163H23ZM135 162V163H134ZM156 162V163H155ZM164 162V163H163ZM168 162V163H167ZM200 162V161H199ZM255 162V163H254ZM34 163V162H33ZM118 163V162H117ZM139 163V164H138ZM146 163V164H145ZM174 163V162H173ZM173 163H171V164H173ZM201 163V162H200ZM24 164H25V166H27L26 168H28V167H30L29 169H24L25 168V166H24ZM108 164V165H107ZM123 164V165H122ZM161 166H160V165ZM166 164H164V166H165V168L167 167V165ZM194 164V165H193ZM62 165V166H61ZM73 165H75V166H73ZM84 165V166H83ZM136 165H137V167H136ZM173 165V166H174ZM196 165H198L199 167V169L198 168H196L195 166ZM218 165V164H217ZM13 166H14V168H13ZM16 166V167H15ZM82 166V167H81ZM86 166V167H85ZM104 166V165H103ZM113 166L115 167V168H117V170H115V168H113ZM136 168H135V167ZM160 166V167H159ZM178 166V168L176 169V167ZM191 166H193V168H191V170H190V167ZM207 166V165H206ZM206 166H203V168H206V169H208L209 167H206ZM233 166V165H232ZM24 167V168H23ZM31 167L32 168H34V169H31ZM58 167V168H57ZM74 169V170H81V169H86V170H84V172H87L88 174L87 175H90V176H87L86 174L85 175H83L82 177H80L82 180H79L78 181V179L76 180L74 177V175H72V176H70V173H71V170H72V168ZM76 167H77V169H76ZM79 167V168H78ZM99 167V168H98ZM128 167V166H127ZM131 167V168H130ZM145 167V168H144ZM167 167V168H168ZM170 167H172L173 169H171ZM182 167H184V169L182 168ZM67 168V169H66ZM112 168V169H111ZM126 168V167H125ZM124 168V169H125ZM132 168H134V169H132ZM139 170H138V169ZM142 168V169H141ZM164 168V167H163ZM162 168V169H163ZM164 168V169H165ZM166 168V169H167ZM235 168H237V170L235 169ZM248 168H251L250 170H248ZM13 169V170H12ZM31 169V170H30ZM38 170V171H36V170ZM50 169V170H49ZM97 169V170H96ZM160 169V170H159ZM181 169H182V173H183V175H182V177H181V175H179V172L181 171ZM194 169H198V171L196 172H193L194 171ZM206 169L205 170H203L202 172H205L206 171ZM241 169H243L242 171H244V175L246 176H244L243 175V173H242V171H241ZM257 169H258V171H257ZM15 170H17V171H15ZM18 170H20V173H23V175L24 174H29V175H31V176H33V174H40V176H41V180H39L38 179V184H36V185H30V186H28L29 185V183H27V186L28 187H31L32 189H30V192L29 191H27V190H25L26 189V187H25V189H24V185H23V183H26V182H23V181H25V180H27L26 178H24V177H22L23 175H20L19 174V171ZM22 170V171H21ZM23 170L24 171H27V172H23ZM29 170H30V172H29ZM171 170H173L174 171V173L175 172H177V170H178V172L176 173V174H174L173 172L172 173H170L171 172ZM180 170V171H179ZM241 171L240 173L238 172V171ZM15 171V173L13 174L12 172H14ZM33 171H35V172H33ZM209 173H211L210 172V168H209ZM237 171V172H236ZM246 171V172H245ZM262 171V172H261ZM11 172V173H10ZM37 172H39V173H37ZM92 172V173H91ZM139 172V173H140ZM184 172H185V174H184ZM191 172V173H190ZM213 172V171H212ZM255 172H257L259 175H256V177H255V173L253 174V173ZM17 173V174H16ZM89 173H91V174H89ZM95 173V174H94ZM102 173H105V171L104 172H102ZM120 173V172H119ZM130 173V175L133 177V178H137L138 176H140L139 174H137V173ZM160 173H162V174H160ZM193 174V175H191V176H189V177H187L188 175H186V174ZM195 173V174H194ZM208 173V172H207ZM206 173V174H207ZM235 173H236V175H235ZM247 173V174H246ZM256 173V174H257ZM9 176H8V175ZM13 174V175H12ZM133 174V175H132ZM137 174V175H136ZM141 174V173H140ZM241 174V175H240ZM254 175V177H253V175ZM260 174H262L263 176V178L261 177V175ZM6 175V176H5ZM10 175H12V176H10ZM18 175V176H17ZM134 175H135V177H134ZM174 175H176V176H174ZM178 175L180 176V178L178 177ZM186 175V176H185ZM249 177H248V176ZM18 177V178H20V180H21V182L20 181H18L19 179L18 178H16V177ZM40 176H38V177H40ZM46 176V177H45ZM66 176V177H65ZM91 176H93L92 178H94V179H91ZM98 176V177H97ZM157 176V177H158ZM172 176L174 177V178H177V179H175V181L177 180L178 181V183H177V181L175 182H173V180H174V178L172 179ZM238 176H240L239 178H236V177H238ZM242 176V177H241ZM5 177H11V178H5ZM13 177H15L16 179H18L17 180V182H20V183H18V184H22V185H18V184H16L17 182H15L16 181V179L15 178H13ZM65 177V178H64ZM69 177V178H68ZM89 177H90V179H89ZM168 177V178H167ZM209 177V176H208ZM233 177V178H232ZM245 177V178H244ZM3 178V179H2ZM22 178V179H21ZM68 178V179H67ZM73 178V179H72ZM77 178V177H76ZM87 178V179H86ZM156 178V177H155ZM172 180H171V179ZM256 178H257V180L259 181V182H257V180H256ZM7 180L6 181V183H5V186H7V187H2L3 186V184H1L2 183V181L3 180ZM11 179V180H10ZM13 179H14V182H12L13 181ZM45 179H47V180H45ZM65 179H67V180H65ZM83 179H84V181H83ZM154 179V178H153ZM156 179H159V178H156ZM156 179H154V180H156ZM166 181H165V180ZM168 179H170L171 180V182H169V181H167ZM206 179V178H205ZM241 179V180H240ZM243 179H245V180H243ZM260 179V180H259ZM263 179V180H262ZM62 182H64V180H65V182L66 183H64V184H62V183H60L61 181ZM217 180V179H216ZM226 180V179H225ZM9 181H11L9 184H8V182ZM48 181V182H47ZM73 181H75V182H73ZM76 181H77V183H76ZM82 181V182H81ZM151 181H153V180H151ZM236 181V182H235ZM248 181V182H247ZM5 182V181H4ZM23 182V183H22ZM43 182H46V183H43ZM52 182V183H51ZM85 182V183H84ZM88 182V183H87ZM125 182V181H124ZM169 184H168V183ZM173 182V183H172ZM206 182H207V180H206ZM262 182H263V184H262ZM42 185H41V184ZM116 183H117V185L115 184V182L113 183V186H118V185H120V183L121 182H118V181H116ZM172 183V184H171ZM211 183V184H210ZM224 183V184H223ZM228 184V187L226 186L227 184ZM248 183H249V185H248ZM255 185H253V184ZM262 184V185H259L258 186V184ZM8 184V185H7ZM10 184H11V187H10ZM48 184V185H47ZM66 184V185H65ZM76 184V185H75ZM87 184V185H86ZM125 184V185H124ZM175 184L177 185V186H175ZM217 184V185H216ZM238 184V185H237ZM244 186H243V185ZM257 184V185H256ZM13 185H17L18 187L16 188V189H14L16 186H14V187H12ZM39 185V186H38ZM52 185V186H51ZM63 185V186H62ZM69 185V186H68ZM77 185H78V187H77ZM84 185H86L87 186V188H89L88 190H80V188L83 186L84 187ZM122 185L124 186V189H125V187H127L128 188V184L127 183H122ZM127 185V186H126ZM169 185L171 186V185H173V186H171V188L169 187ZM209 185H210V187H209ZM229 185H230V188H229ZM237 185V186H236ZM253 185V186H252ZM9 186V187H8ZM23 187V189L24 190H22V191H24V192H26L25 194H23V195H20L19 196V194H20V192L18 191V190H20V188L19 187ZM46 186V187H45ZM167 186V187H166ZM219 186H220V188H219ZM247 187V188H240V187ZM250 186V187H249ZM27 187V188H28ZM61 187H62V190H61ZM67 187V188H66ZM69 187V188H68ZM73 187V188H72ZM121 187L122 186H118V190L120 191L121 190ZM221 187H224V188H221ZM234 188V190L232 189V188ZM235 187H236V190H235ZM258 187V188H257ZM4 188H8L9 190H10V192L11 193H7V192H5V191H7V190H4ZM50 188V189H49ZM120 188V189H119ZM127 188H126V190H127ZM129 188H130V190H131V185H129ZM128 188V189H129ZM238 188V189H237ZM57 189H58V191H57ZM74 191H73V190ZM76 189V190H75ZM78 189V190H77ZM123 189V188H122ZM212 189V190H211ZM217 189V190H216ZM220 189V190H219ZM223 189H224V191H223ZM231 189V190H230ZM239 189H241V190H239ZM243 189V190H242ZM245 189H247V190H245ZM250 189V190H249ZM8 190V191H9ZM16 191L15 193L16 194H13V192L14 191ZM51 190H54V192L53 191H51ZM67 190V191H66ZM91 190V191H90ZM102 190H105V191H102ZM183 190V189H182ZM181 190V191H182ZM221 190H222V192H221ZM226 190H228V191H226ZM230 190V191H229ZM237 190H239V191H237ZM247 191V192H244V194H243V191ZM3 191V192H2ZM21 191V192H22ZM47 191H49V192H47ZM71 191V192H70ZM176 191H177V193H176ZM192 191V190H191ZM202 191V192H201ZM205 191L207 192L208 190L207 189H205ZM236 191V192H235ZM242 191V192H241ZM260 191V192H259ZM18 192V193H17ZM29 192V193H28ZM44 192H47V193H45V194H47L46 196H45V194H44ZM84 192H85V194H84ZM88 192V193H87ZM91 192V194H89ZM95 193V195H94V193ZM158 192H159V190H158ZM194 192V191H193ZM232 192V193H231ZM250 192V193H249ZM48 193H49V195H48ZM70 193V194H69ZM100 193V194H99ZM104 193V194H103ZM110 193V194H109ZM111 193L114 195H112L114 198H116V199H114L113 197V200H112V198L110 199V196H111ZM228 193V194H227ZM255 193V194H254ZM259 193V194H258ZM17 194H18V197H17ZM51 194V195H50ZM99 194V195H98ZM126 194L128 195V196H126ZM232 194V195H231ZM246 194V195H245ZM248 194V195H247ZM249 194L251 195V196H249ZM14 195H16V197L14 196ZM40 195V196H39ZM59 195V196H58ZM78 195V196H77ZM110 195V196H109ZM125 195V200L123 199V196ZM198 195V196H197ZM203 195V196H202ZM223 195V196H222ZM12 196H14V200L12 199ZM66 196H68V197H66ZM104 198H103V197ZM117 196H118V199H117ZM165 196V197H164ZM201 196V197H200ZM245 196H247V197H245ZM46 197V198H45ZM64 197V198H63ZM94 197H95V199H94ZM99 197V198H98ZM102 197V198H101ZM122 197V199H119V198H121ZM132 197V198H131ZM130 198H131V200H132V203L135 205V203L137 202V200H140V198L139 197H135V198H133V195L131 196ZM203 197V198H202ZM221 197H222V201H221ZM224 197V198H223ZM235 197H236V199H235ZM249 197V198H248ZM9 198H11V199H9ZM38 198V199H37ZM48 198H50V199H48ZM82 198H84L83 199V201H82ZM87 198H89V199H87ZM97 198V199H96ZM231 198V199H230ZM16 199V200H15ZM33 199H35L34 201H33ZM40 199V200H39ZM52 199V200H51ZM65 199V200H64ZM106 199V200H105ZM235 199V200H234ZM259 199H261L262 201V203L260 202V200ZM54 200V201H53ZM76 200V201H75ZM79 200V201H78ZM92 200V201H91ZM136 200V202L134 203V201ZM163 200V201H162ZM193 200V199H192ZM229 200V201H228ZM231 200H234L235 201V204H234V202L233 201H231ZM36 201V202H35ZM82 201V202H81ZM100 201H102L103 203H105L106 205H108V206H106V207H110V208H106L105 207V204L102 206V204L101 203H99ZM105 201V202H104ZM110 201L112 202V204H114V205H112V206H109V204L111 205V203H110ZM125 201V202H124ZM226 201V202H225ZM30 202V203H29ZM31 202H33V203H31ZM38 202V203H37ZM54 204H53V203ZM80 204V206H79V204ZM96 202H98V204L96 205ZM176 202H178V203H176ZM71 203V204H70ZM107 203H109V204H107ZM213 203H214V201H213ZM222 203V204H221ZM231 203L233 204V205H231ZM11 204V205H10ZM32 204V205H31ZM62 204V205H61ZM100 204H101V206H100ZM150 206H149V205ZM156 206V208H154L153 206ZM155 204V205H154ZM175 204V205H174ZM195 204V205H196ZM4 205V206H3ZM5 205H7V207H8V205H9V207L7 208ZM21 205V206H20ZM54 205V208H52V206ZM69 205V206H68ZM94 205V206H93ZM211 205V204H210ZM231 205V206H230ZM15 206V207H14ZM56 206V207H55ZM95 206H97V207H95ZM98 206L100 207V208H104V209H102V211L104 212L105 211V208H106V210L107 211H105V213H104V215H103V213H102V211H101V209H99L98 208ZM145 206H146V208H145ZM150 208H148V207ZM151 206H152V209H151ZM221 206V207H220ZM229 206V207H228ZM232 206L233 207H235V208H232ZM262 206V205H261ZM3 207V208H2ZM112 207V208H111ZM121 207H120V210H121ZM173 207V208H172ZM205 209H204V208ZM225 207H228V209H224ZM12 208V209H11ZM52 208V209H51ZM56 208V209H55ZM73 208V209H72ZM115 210H114V209ZM229 208H231L230 210H229ZM252 208V210L251 211H253L254 209H253V207H251ZM5 209V210H4ZM29 209H31V211H29ZM41 209H42V211H41ZM50 209V210H49ZM57 209H59V210H57ZM99 209V210H98ZM140 209H141V212H140ZM150 210V213L152 214V215H154L153 216V218L155 219L156 218V216H157V218H156V220H154V226H153V224H151V223H147V221L148 220H146L147 219V214L149 213V210ZM156 209H157V211H159L160 210V212L158 213L157 211H156ZM174 209L175 210H177V211H175V212H177V213H179L178 215L180 216H178L177 215V213H174ZM8 210H9V213H8ZM111 210V211H110ZM120 210H118L117 212H116V214L118 215V213L120 212ZM147 210V214H146V212L145 211ZM154 211V214H153V211ZM13 211V212H12ZM21 211H23V212H21ZM142 211H144V213H142ZM156 211V212H155ZM181 211V212H180ZM183 211V212H182ZM258 211V210H257ZM263 211V212H262ZM15 212V213H14ZM21 212V213H20ZM36 212V213H35ZM41 212V213H40ZM66 212V213H65ZM100 212H101V214H100ZM138 213V216H136L135 214H137ZM233 212V211H232ZM18 215H17V214ZM29 213H30V215H29ZM37 213H38V215H37ZM69 213V214H68ZM140 213H142V214H140ZM150 213H149V215H150ZM184 215H183V214ZM186 213H188V214H186ZM12 214V215H11ZM14 214V215H13ZM28 214V215H27ZM48 214V215H47ZM51 214V215H50ZM106 214V215H105ZM115 214V215H116ZM128 214H129V212H128ZM144 214H146V215H144ZM186 214V215H185ZM206 214H208L207 212H206ZM261 214V215H260ZM17 215V216H16ZM22 215V216H21ZM23 215H25V216H23ZM34 215V216H33ZM45 215V216H44ZM95 215H96V217H95ZM98 215V216H97ZM116 215V216H117ZM140 215H142V217H143V219L145 220V221H143L142 220V217L140 216ZM167 215V216H166ZM14 218H13V217ZM36 216V217H35ZM108 216V217H107ZM109 216L111 217V218H109ZM137 217V219H136V217ZM144 216H146V217H144ZM175 216H177V218L175 217ZM248 216V215H247ZM263 216V217H262ZM24 217V218H23ZM39 217V218H38ZM44 217V218H43ZM88 217V218H87ZM103 219L102 221H101V218ZM104 217H106V218H108V220L109 219H111V224L114 222V224L113 225H111L110 224V220L108 221L109 223H107V219L106 218H104ZM132 217H134V218H132ZM141 217V218H140ZM162 217V218H161ZM174 217V218H173ZM207 217H209V218H207ZM254 217V218H253ZM255 217L257 218V222L255 221L256 219H255ZM259 217V218H258ZM262 217V218H261ZM36 218V219H35ZM99 218V219H98ZM217 218V219H216ZM232 218H233V220H232ZM250 218H253V219H251L250 220ZM10 219V220H9ZM98 219V220H97ZM105 219V220H104ZM133 219H136L135 221L138 223V222H140L139 221V219H141V221H142V223L140 222V223H138L137 224V226L136 225H134V224H136V222L134 223L133 221ZM177 220V222H176V220ZM183 219V220H182ZM244 219H245V221H244ZM263 219V221H260V220H262ZM8 222H7V221ZM18 220V221H17ZM75 220V221H74ZM77 220V221H76ZM81 220V221H80ZM95 220H97L98 222H97V228L94 226V227H92L93 226V224L92 223H96V221ZM100 220V221H99ZM114 220V221H113ZM119 220H121V219H119ZM172 220H173V222L175 223H173L172 224ZM180 220H182V221H180ZM220 220H221V218H220ZM227 222H226V221ZM237 220H239V221H237ZM71 221V222H70ZM115 221H117V223H115ZM196 221V220H195ZM195 221L192 219V225L195 223ZM234 221H236V222H234ZM243 221H244V223H243ZM248 221V222H247ZM253 222V224H254V221H255V224L256 225H258V227H256V225L254 224H250V222ZM7 222V223H6ZM16 222V223H15ZM66 222V223H65ZM101 222H103V223H105V224H101ZM127 222H128V224H127ZM146 222V223H145ZM149 222V221H148ZM233 222V223H232ZM242 222V223H241ZM262 222V223H261ZM37 223H38V225H37ZM83 224V226H82V224ZM85 223V224H84ZM101 224V225H99V224ZM119 223V224H118ZM132 223H133V226H132ZM144 223V224H143ZM182 223V224H181ZM184 223H187V224H184ZM190 223V224H189ZM233 225H232V224ZM260 223V224H259ZM108 224H110L112 227H110ZM130 224H131V227H129L130 226ZM149 224V225H148ZM151 224V225H150ZM205 224H207V225H205ZM231 224V225H230ZM37 225V226H36ZM91 225V227L90 228H88L89 226ZM138 225L141 227H138ZM144 225H147V226H144ZM173 225V227L174 228H172L171 226ZM176 225H178V226H176ZM181 225V226H180ZM186 227H185V226ZM105 226H106V228H105ZM149 226V227H148ZM157 226V227H156ZM167 226H170L172 229L171 230H169L170 232L171 231H173V232H169L168 230H166V233H165V231H163V233H162V231H161V229L159 230V228L161 227H167ZM231 226V227H230ZM233 226V227H232ZM261 226V227H260ZM24 227H26L25 229H24ZM31 227L32 228H34V229H31ZM61 227H63V228H61ZM74 227V228H73ZM84 227V228H83ZM86 227V228H85ZM109 227V228H108ZM122 227V228H121ZM126 227H127V229H126ZM136 228V229H133V228ZM156 227V228H155ZM182 227V229H178V228H181ZM183 227H184V229H183ZM250 227V228H249ZM36 228V229H35ZM77 228V229H76ZM111 228V229H110ZM116 228V229H115ZM118 228H119V230H118ZM121 228V229H120ZM231 228V229H230ZM233 228V229H232ZM31 229V230H30ZM93 229V230H92ZM108 229H109V231H108ZM115 229V230H114ZM3 230H4V232H3ZM107 230V231H106ZM162 230H165V229H162ZM240 230V231H241ZM258 230H260V231H258ZM21 231V232H20ZM97 231V232H96ZM103 231H105V232H103ZM114 233H113V232ZM116 231V232H115ZM142 231V232H141ZM159 231V232H158ZM183 231V232H182ZM203 231H204V229H203ZM212 231H214V232H216L217 234H215L214 232V234H215V236H214V234L212 233ZM245 231V232H244ZM15 232V233H14ZM69 232H71V233H69ZM84 232H85V234H86V236H87V238H90V242H92V241H94V240H96L95 238H98L99 237V235H101L102 233V235H105L104 237H106V235H109V236H107L106 237V239L107 240H109L108 241V243L101 249H98V247L97 246H93V245H90V247H89V245L87 246V245H82L81 243L78 245V241L80 240V238H81V236L84 234ZM110 232L111 233H113V234H110ZM156 232H158V234H155ZM7 233V234H6ZM14 233V234H13ZM101 233V234H100ZM162 233V234H161ZM170 233V234H169ZM174 233V234H173ZM183 233H185L184 235H182ZM260 233V234H259ZM3 234V235H2ZM13 234V235H12ZM38 234L40 235V236H38ZM99 234V235H98ZM157 235V236H155V235ZM201 234V233H200ZM243 234V235H242ZM244 234H245V236H244ZM32 235V236H31ZM37 235V236H36ZM149 235V240H147L148 239V236ZM151 235V236H150ZM165 235H163V236H165ZM196 237H195V236ZM204 235H205V239H203L204 241L206 240V237H207V242H210V243H212L210 246L208 245L209 243H207V242H203V240H200L202 237H204ZM217 235V236H216ZM35 236V237H34ZM178 236V237H177ZM182 236V237H181ZM198 236H199V238H198ZM218 236H219V238H218ZM237 236H240L241 237V239H243V237H245V239L244 240H239V238L240 237H237ZM247 236V237H246ZM24 237V238H23ZM27 237V238H26ZM154 237V238H153ZM201 237V238H200ZM212 237H214V238H212ZM87 238H84V236H83V239L85 240V241H87ZM151 238V239H150ZM183 238H185V239H183ZM194 238H196V240L194 239ZM229 238V239H228ZM231 238V239H230ZM232 238H233V240H232ZM249 238V239H248ZM251 238V239H250ZM7 239V240H6ZM14 239V240H13ZM29 239V240H28ZM91 239H94V240H91ZM183 239V240H182ZM186 239H188V240H186ZM217 239V240H216ZM219 239V240H218ZM225 239V240H224ZM228 239V240H227ZM236 239V240H235ZM28 240V241H27ZM142 240H144V241H146L145 243H146V247H147V249H145L146 247L144 246L143 248H142V246H141V249H139L140 248V245H141V241ZM154 240H157L156 242L154 241ZM180 240H182V241H180ZM193 240V241H192ZM199 240V241H198ZM221 240V241H220ZM27 241V242H26ZM66 241H67V243H66ZM84 241V242H85ZM143 241V242H144ZM152 243V244H149L150 242ZM153 241V242H152ZM185 242V244H184V242ZM192 242V243H190V242ZM194 241H196L198 244H196V242H194ZM202 241V242H201ZM218 241H220L221 243L223 242V245L222 246H220L221 244L218 242ZM225 241V242H224ZM228 241V242H227ZM236 241V242H235ZM242 241H243V243H242ZM30 242V243H29ZM90 242H88V243H90ZM134 242L136 243V244H134ZM140 242V243H139ZM155 242V243H154ZM179 242H183V244H179ZM186 242H189V243H186ZM200 242V243H199ZM227 242V243H226ZM245 242V243H244ZM254 242V243H253ZM24 243H27V244H24ZM75 243H77V244H75ZM117 243H120V244H122V245H124L125 243H126V245H124L123 247V249H121L120 247H118V244ZM124 243V244H123ZM129 243H131L130 245H131V247L133 246L134 248H131V247H127V246H129V245H127V244H129ZM178 243V244H177ZM195 243V244H194ZM207 244V247H206V249L204 248L205 246L204 245H202V244ZM228 243H230V245H232V243L234 244L233 246L235 247V249L237 250H234V248L233 247H231L230 245L228 246V249H227V246H226V249L224 248L225 246V244L227 245ZM237 243L238 244H240V245H238L237 246ZM247 243H248V247H246L247 246ZM21 244V245H20ZM65 244H67V245H65ZM119 244V245H120ZM134 244V245H133ZM140 244V245H139ZM158 244V245H157ZM202 246H201V245ZM218 244V245H217ZM242 244V245H241ZM243 244L245 245V246H243ZM16 245V246H15ZM29 245V246H28ZM155 245L157 246V249H155ZM180 245H181V247H180ZM183 245V246H182ZM214 245H215V247H216V245L218 246L217 247V249L216 248H214ZM258 245V246H257ZM26 248H25V247ZM75 246L76 247H78L79 249H80V251H81V255H80V253L78 252L79 251V249L78 248H75ZM82 246V247H81ZM151 246H153V249L155 250V254L153 253V249H151L152 247ZM186 246V247H185ZM191 246V247H190ZM192 246H194V249H192L193 247ZM240 246V247H239ZM262 246V248L264 247L263 245H261ZM17 247H19L21 250L23 249H26V252L27 253H29V251H30V253L31 254H33V255H31V254H29L30 256H28V255H25V257H26V259H25V257H23V261H22V258H21V260L20 261H17V260H15V259H11V260H9L8 261V259H10V257H8V254H10L11 252H12V250H14V249H16ZM38 247H39V249H38ZM41 247V248H40ZM89 247V248H88ZM96 247V248H95ZM151 247V248H150ZM198 247V248H197ZM209 247V248H208ZM221 247V248H220ZM230 247H231V249H233V251L232 250H230ZM55 248V249H54ZM129 248H130V250H129ZM135 248H138L139 250H138V252L140 253L141 251L143 252L144 251V253L145 254H147L148 253V255H145L144 253H142L141 252V254L142 255H140L138 252H137V254H136V251H135ZM179 248V249H178ZM183 248H187L186 250H183ZM203 249V251H199L200 249ZM213 248V249H212ZM218 248L221 250V251H219L218 250ZM238 248V249H237ZM245 248H248V249H250V250H247V249H245ZM30 249V250H29ZM50 249L51 250H53V251H55V252H53V253H56V255L58 256H56L55 255V257L54 258H51L49 255H47V254H51L52 253V251L50 252ZM64 249H66V250H64ZM125 249H126V251H125ZM150 249V250H149ZM198 249V250H197ZM205 249V250H204ZM208 249L209 250H213V251H208ZM215 249V250H214ZM264 249V248H263ZM29 250V251H28ZM61 250H63V251H61ZM128 250V251H127ZM141 250V251H140ZM146 250V251H145ZM151 250H152V252H151ZM173 250H175L174 248H173ZM197 250V251H196ZM207 250V251H206ZM217 250V251H216ZM225 250V251H224ZM230 250V251H229ZM35 251V252H34ZM38 251H40V252H38ZM43 251V254L41 253ZM44 251H49V252H45L44 253ZM60 251V253L61 254H59L58 252ZM150 251V252H149ZM205 251H206V255H205ZM223 251V252H222ZM229 253H227V252ZM38 252V253H37ZM131 252H133L134 254H135V256H134V254L133 253H131ZM188 252V256H186V253ZM201 252V253H200ZM213 252H214V254H213ZM219 252H221V255L219 256L218 254H219ZM36 253V254H35ZM42 254L43 256L42 257H38V255L39 254ZM130 253V254H129ZM204 253V254H203ZM223 253V254H222ZM230 253L232 254L231 256H230ZM2 254V255H1ZM4 254V255H3ZM79 254V255H78ZM129 254V255H128ZM143 254L145 255V257L143 256ZM151 254V255H150ZM154 256H153V255ZM197 254H199V255H197ZM234 254V255H233ZM46 255V256H45ZM126 255H128V256H126ZM139 255V256H138ZM182 255V254H181ZM218 255V256H217ZM226 255V256H225ZM262 255H264V253L263 254H261L260 255V257L262 256ZM138 256V257H137ZM142 256V257H141ZM201 256V257H200ZM211 256V255H210ZM238 256H240V255H238ZM237 256V257H238ZM20 257H22V254H21V256ZM48 257H50V258H48ZM64 257V256H63ZM129 257H131L130 259H132V262H131V260L129 259ZM133 257H135L136 259H134ZM144 257V258H143ZM148 257V258H147ZM156 257H158V256H156ZM184 257V256H183ZM197 257V258H196ZM209 257V256H208ZM223 257V259H221ZM263 257V256H262ZM6 258V259H5ZM41 258H43V260L41 259ZM81 258V259H80ZM219 258V259H218ZM253 256L251 257V258H248V260L247 261H243L244 263H246V264H254L255 262V264H259V262L261 263V264H264L263 262V258H261V260H259V261H253ZM41 259V260H40ZM141 259V260H140ZM79 260H80V262H79ZM134 260V261H133ZM201 260V261H200ZM12 261V262H11ZM55 261V262H54ZM106 261V262H105ZM142 261V262H141ZM250 261V262H249ZM8 262H10V263H8ZM25 262V263H24ZM156 262H158L157 264H160L159 263V261H156ZM156 262H155V264H156ZM231 262V263H230ZM243 262L241 263V262H238V261H234V263L235 264H237V263H239V264H243ZM258 262V263H257ZM144 263H145V261H144ZM146 263H148V262H146ZM178 263V264H179ZM227 263H229V264H232L233 263V261H229V262H226L225 264H227ZM233 263V264H234ZM62 264H63V262H62ZM148 264H154L153 262L151 263H148ZM162 264V263H161ZM163 264H164V262H163ZM177 264V263H176ZM185 264V263H184Z\"/></svg>",
  "mask_w": 264,
  "mask_h": 264
},
{
  "label": "bare ground",
  "instance_id": "2",
  "mask_svg": "<svg viewBox=\"0 0 264 264\" xmlns=\"http://www.w3.org/2000/svg\"><path fill=\"white\" fill-rule=\"evenodd\" d=\"M23 1H25V0H23ZM27 1V0H26ZM41 1H43V0H41ZM66 1V0H65ZM64 1V2H65ZM136 1H138V0H136ZM141 1V0H140ZM143 1V0H142ZM145 2L147 1V0H144ZM143 1V2H144ZM153 1V0H152ZM152 1H150V2H152ZM156 0H154L152 3H153V7H155L154 5V2H155ZM168 1H170L171 3H172V1L173 0H168ZM45 2H47V1H45ZM71 2V1H70ZM69 2V3H70ZM131 2V0H80L78 3H75V4H80V6H81V9H88L89 8V10H90V8H91V10H92V12H93V14H92V16H94V17H92L91 19L88 17V20H89V22H88V20L86 19V20H84V19H80V13H82V11L81 12H79L77 9V11H75V10H72L73 9V7H72V9H69V11H68V19H62V16H61V18L60 19H62L61 20V22L60 23H64V24H60V25H55L56 26V29H57V32H59V34H60V36H59V38L57 39V42L54 40V46H51V45H49L48 43L46 44V45H43L42 47V49H44L45 48V54H47V61H45V62H47L46 64H45V66H47V69L51 72L50 74H49V76H50V78H51V81H52V83H53V88H52V91L54 90V92L52 93L53 95L56 93L57 95L58 94H62V96L64 97L65 96V87L66 86H68L69 85V87H70V81H75V82H73V83H75L74 85H72V88H73V90L71 89V88H69V93H68V95L69 94H71V99L67 96V98L68 99H70V100H66V99H64V100H57L54 96H52L51 97V99H50V97L49 98H46L47 96H44V95H42L41 94V97H39L38 98V102L37 101H35V103H36V105H37V112H34V110H33V108L31 107V106H29L30 104V101H31V98L34 96V95H32L31 96V98H30V96H29V98H30V100L28 99V98H24V99H17V98H12V96L10 97V98H6V97H4V98H2L3 96L1 95V93H2V91L3 90H5V85L7 84V82H8V78L6 77V74H4V75H0V77L1 76H3L4 78H1L0 79V83H1V89H0V95L2 96V97H0V143H2L3 145H5L3 142H5V141H11V140H13V139H15V138H18V137H20L21 139H22V141L21 140H19V146H24L26 143H27V141H29L31 138H33V137H35V140H36V147H34V149H33V151H31V153H32V159L31 160H33V162H32V164L34 165H36L35 166V168L37 169V167L38 168H40L41 167V165L42 164H44V166L46 165V164H49L48 166L50 167L51 166V169H52V167L54 168V167H56V166H58L59 164H68L69 162L68 161H70L71 162V160L73 159H71L70 157H68V155L70 154L69 153V151H70V149L71 148H73L74 146H77L78 145V143H79V141H80V139H82L81 138V133L80 134H78V133H76L77 135H80V136H77V135H72L70 138L68 137V135H67V133H66V129H67V131L69 130V128H70V126L67 128L66 127V122H68V120H70V119H72V118H70V119H67V121L64 119L65 117L66 118H68V115L67 116H65L66 115V113H64V116L65 117H63L61 120H58L59 122L58 123H54V122H49V120H48V123L47 124H45V126L43 125L42 126V124H40L39 123V121L41 120V118H45V114L47 115V108L48 107H46L45 106V104L46 103H48L50 100L51 101H53V102H55V101H57V104H58V107H59V110L58 109H56V110H58V111H60V110H62V112H61V114H63V111H68V112H70L71 110H77V111H75V112H80V116H82L83 118H87V116H88V123L87 124H84V125H87L88 126V128L86 129V127H85V131H87L88 132V134L86 135L87 136V138H89L90 139V137L92 136V135H94V136H97L96 137V139L98 138V139H102V138H100V137H98V133L100 132L101 134H102V131L105 129V127L106 126H109V131L110 130H113L114 131V140H118L119 141V143L122 141L123 142V138L124 137H128V139H130L129 140V143H126V145H129L127 148H128V151L129 150H136L137 148H139V147H142V151L144 152V154H143V156L146 158V160H148V159H150V155H152L153 154V152H155L156 151V155H159L158 153H160V151H161V154H163V155H165V156H167V154L169 155V154H171V162H170V164L169 165H172V167H174V170H175V162H180L181 163V165H179V163H178V166L179 167H181V166H184L185 165V171H187L188 172V168H186V165L187 166H190L189 164H192V163H190L189 161H187V164L185 163V161L184 160H190L191 158H190V156H192L191 155V153L193 154V152H191L190 150L192 149V150H194V152L195 153H197V154H195L196 156V158H198L199 156H200V158L199 159H196V160H198V161H196V164L198 163V165L199 166H201V164H202V161L203 160H205V162L202 164L203 166H206V167H209L210 168V172L211 173H209V168L208 169H206V168H203V166L202 167H200V169L198 168L199 166L198 165H196L195 167L196 168H198L199 170H201V169H203V170H205L206 169V171L205 172H202V171H198V169L196 170V169H194V171L193 172H197L198 171V180H195V179H197V178H195L194 179V181H191L189 184H188V186H186V188H182V189H180L179 188V186H177L176 184H175V186H177L178 188H171V186H173V185H169V187L171 188V189H167V188H164V184L166 183V182H164L163 184H159V182L158 183H154L153 184V182H155V181H162L163 179H162V176L164 177L165 175H166V173H167V175H169L168 174V171H170V169H169V167H168V164H166V163H164V164H166L167 165V169L165 168V166H164V164L162 165V161L163 160H165L166 159V157L165 156H163V155H161V156H163V157H165V158H162V160L160 161V162H157V163H161V167L163 168H161V171L162 170H164V172H163V174H165V175H160V176H155L154 175V177H153V174H151V173H154V172H156V171H154V170H157L156 168H158V165H157V163H156V165H155V167L156 168H154V166H152L151 165V163H153L154 164V158L152 159L153 161H150V160H148L147 162H149L150 163V166H146L147 168H145V169H142V172H136V170H134L135 171V173H137V174H139L140 176H138L137 178H133L131 175H130V173H134L133 171H131V169H129V163L127 164V162H125L124 163V165H123V168H122V170H120L119 172L117 171V172H115V171H113V170H110V168H105L104 169V167L106 166L105 164L106 163H109V167H110V164H113V165H119V163L122 161V160H120V161H118L119 159L116 157L115 158V160L113 159V157L111 156V154H109L107 151H102V152H99V151H97V152H95V155H92L91 154V158L89 159V160H87V161H82V162H79L80 164L82 163V164H84V165H87V167H86V169H88V165H91L92 163H95V162H100V164H98V165H101V163H102V161H103V163H102V166H99L100 168H103V170L102 169H100V170H98L97 172H96V174H98V173H100L101 175L98 177V178H96V179H94V178H92L93 176H91V179H94V180H92L91 182H87L88 183V186H90V188H92V189H94V192H96V190L98 189V186L100 185V184H107L108 186H107V188H106V191L105 190H102V191H105L106 193H107V191L108 192H112V193H114L115 191V189L118 191V192H120L121 194H122V192L121 191H124V192H126L127 194L130 192V191H132V192H134L132 195H133V198H135L136 196L137 197H139L140 198V200H137V202H136V200L134 201V203H135V205L132 203V200H131V196H129L128 198L129 199H127V197H125V195L123 196V199L125 200V198H126V202H125V204H123V202H122V205H123V207H121V205H120V207H121V210H120V207H119V209H118V207H116V205L118 204L117 203V201L114 203V204H116L115 206H112V205H114V204H112V202L110 201V203H111V205L109 204V203H107V204H109V206H112V207H115L116 209H117V211L118 210H120V212L118 213V215L116 214V210L113 212V210H112V212L110 213V212H107L108 214L107 215H110V214H112V213H114V216H115V220H118V222L120 223V225L119 226H121L122 225V227L124 228V226L125 225H123V224H125V223H123V224H121L122 223V221H124L125 219H126V217L129 219V221L128 222H130V216H132V215H130V214H134L135 213V211L137 210V212H139L138 210V208H142V207H140V204H142V202L143 201H145V204L146 203H151V200H153L156 196H158V194L159 195H162V194H164L165 196H167L166 194H167V191H168V193H169V191L171 190L172 191V193L173 194H175V191H173V189H177V190H179L180 192H183V191H185L184 193H186V196L184 197V198H186V200H183V202L180 204V205H177L176 206V209L178 208V211L179 210H181V208L184 210H187L186 212H188V213H190L191 214V216H193V218L192 217H190L189 216V214L188 213H186V214H188V216L186 215V218H185V220L184 221H186L187 222V217H189V220L191 221V225H188V232H190V233H188V236H187V233H186V235H184L185 233H183L182 235H184L183 237H188V239H191V237H192V235L194 234V233H196L197 232V235H200V236H203V233L204 232H207V229L204 227V226H202V228H198L199 226L198 225H200L199 223H197V219H199V221H200V223H201V220L203 221L204 219V217L205 216H208V215H210V214H214V213H216V214H224V216L223 217H221L220 216V218H221V220H220V218H218V220H216V221H214L215 220V218H213V220L211 219V220H208L209 222H207L208 224L210 223H212L211 224V226H212V228L210 227V225L209 226H206V227H209L208 228V230H209V232L208 233H206V235H207V237H208V235H210L211 234V229L212 230H214L215 228H217V231H219L220 233H218V235H223L222 237H225V238H227V237H231V236H236L237 234L238 235H240V232L242 233L243 232V230H241L243 227L245 228V226L243 225V227L241 228L240 226H241V224H240V226L238 225L240 222H238V223H236V224H234L235 226H234V228H235V232L236 233H234V234H230V230H228L227 229V226L229 225V223L226 221V220H228V218H230V217H228L227 216V214L226 213H228V214H230V216L232 217L234 214H236L235 212H237V211H235V210H237L239 207H240V209L238 210V214H237V219H241V217H243V218H245V219H249V214L250 213H252V216H254V213L255 214H257V213H259V212H261V210H259V209H262L263 207H264V204L261 202L262 200L261 199H259L260 200V202L262 203V204H260L259 203V201H258V203H257V201H256V203L253 205V203H251V201L249 200V202H247L246 200H244L243 201V198L242 197H239V200L238 199H236V197H235V201H236V209H231V208H229V210L231 209L232 211L231 212H229V211H226V210H222L223 209V207H224V205H227L226 203L222 206V209L221 210H216V209H214V207H215V204H217L216 202H218V204H219V202L220 201H218L219 200V197H220V195H221V193H217V194H211V195H209V189L213 186H211L210 187V185H209V187L210 188H204V186H208V184H209V180H211V178L213 177V174L212 173H215V171H216V168H219V164H221V168L220 169H222V170H220V171H222L221 173H222V175H218L217 176V178H214V180L212 179V184L213 183H215V182H220V181H228L227 179H229L230 181V183L231 182H233L232 180H235V179H232L231 180V178H230V176L233 174V171H231V168H234L235 166H237L238 165V161L240 160V159H248V156H247V154H246V152L245 151H243L242 152V154H241V151L240 152H236V150H235V144H232V143H234L233 141H232V143H229V140H228V142H225V141H221L222 140V133H223V135H224V130H222V131H220L222 128H220V122L219 121H221V119L218 121V119H217V115H216V113L214 114H211L210 113V111H208L207 109H205L203 112V114H200L199 113V110H197V109H193L192 111H190L189 109H188V115L186 114V116H184L185 114V112H187V110L186 111H184V117H182L180 120H179V118H178V122L177 123H175L176 124V127H177V132H176V135H175V137H173L172 136V138L171 139H168V137L166 136V137H164V136H158V134L156 133V131H155V133L157 134V137H158V139L156 140V138L157 137H155V140L153 141V142H155L156 144H154V145H150V144H146V143H143L144 141L146 142V140H144L143 138H142V141L143 142H140L138 139H139V136L141 137V133H143V129H142V132H141V130H139V127H140V129L142 128L141 126H139L138 124H137V126H139L138 127V129H133L132 127H131V124H132V122L131 123H128V121L130 120L131 121V118H128V117H126V113L127 112H125L126 110H123L124 108H127L126 106H128V107H130V105L132 104L133 105V100H134V102L136 101H141L140 99H144V100H146L145 98H149V99H153L154 101H153V103L154 102H157V104H158V102H161L162 104L164 103L165 104V106L164 107H166V103L167 102H176L175 104L177 105V106H174V107H178V106H180V104H183V102L181 103L180 102V104H177V101H178V103H179V101H184V103H186V100H189V98H187V97H185V95L183 96V94H182V96L181 97H183L182 99L181 98H179L178 96H176L175 94H173V95H171V93L168 91V90H164V86L163 85H159V83H154V85H151V84H149V80H150V77H151V79H152V76H159V75H161L162 74V76H164L163 74H165V73H168L169 71H171L170 70V66H168V65H165V64H162V66H163V68H161V65H160V63H162L163 61H161L160 62V58H162V60H164L165 58H166V56H167V50H166V48L165 47H168V50H169V47L170 46H165L164 47V45H163V42H162V36L163 35H160V34H157L156 33V35H157V39L155 38V40L153 39V41H150V39L153 37H150L152 34L151 33H149L148 32V30L149 29H147L146 27L148 26V24L147 25H145L146 27L143 29V26L142 27H137V26H134L133 24H131L130 22H128L127 20L128 19H130V18H127V20H125V17H123V14L124 15H127V13L129 14H132L131 12H134V9H133V11L131 10V7H132V4L130 3ZM148 2V1H147ZM158 2H160L159 0H158ZM167 2V1H166ZM177 2V1H176ZM175 2V3H176ZM7 3V2H6ZM134 3L135 2H133V5H134ZM149 3V2H148ZM156 4H157V1L155 2ZM161 3V2H160ZM159 3V5H161ZM168 3V2H167ZM8 4V3H7ZM19 4V2H16V3H14L13 5L15 6V9L17 10V6L16 5H18ZM38 4V3H37ZM54 4H56V3H54ZM61 4V3H60ZM70 4H72V3H70ZM127 4V5H126ZM131 4V5H130ZM137 4H138V2H137ZM136 4V5H137ZM145 4V6H146V4L147 3H144ZM144 4H143V7H144ZM163 4H164V1H163ZM162 4V6H167V5H163ZM174 4V3H173ZM2 5V4H1ZM35 5V4H34ZM34 5H32V7H34ZM52 5V4H51ZM67 5V4H66ZM122 5H126L125 6V13H123L122 14V16H121V18L119 19V16H117V14H118V12H119V14H121L120 12L121 11H123V8H122ZM136 5H134V6H136ZM148 5V4H147ZM149 5H151V4H149ZM159 5H158V7H159ZM168 5H170V4H168ZM12 6V5H11ZM14 6L12 7V8H14ZM46 6V5H45ZM55 6V5H54ZM75 6V5H74ZM79 6V5H78ZM140 7L142 6L141 5V3H140V5H139ZM157 6V5H156ZM162 6H160V7H162ZM19 7V6H18ZM28 7V6H27ZM32 7H30V9L32 8ZM48 7V6H47ZM60 7V6H59ZM62 7V6H61ZM66 6L64 5V8H65ZM151 7V6H150ZM159 7V8H160ZM164 7H162L163 8V11H161L160 10V12H164L165 11V9H164ZM167 7H169V6H167ZM166 7V8H167ZM171 7V6H170ZM6 8H8V7H6ZM22 8V7H21ZM26 8V7H25ZM43 8V7H42ZM135 8V7H134ZM137 8H139V7H137ZM146 7H144V9H145ZM158 8V9H159ZM46 9V8H45ZM52 9V8H51ZM67 9V8H66ZM75 9V8H74ZM122 9V10H121ZM136 9V8H135ZM155 9V8H154ZM158 9H157V11H158ZM23 11H22V13H25L24 12V8L22 9ZM26 10V9H25ZM27 10H29L28 8H27ZM34 10V12H35V9H33ZM57 10V9H56ZM56 10H54V11H56ZM88 10V11H89ZM156 10V9H155ZM171 10H173V8H171ZM171 10H168L169 12H170V14L172 15V13H171ZM5 11H6V9H5ZM12 11H13V9H12ZM18 11H20V9L18 10ZM18 11H16V12H18ZM30 11H32V10H30ZM36 11H37V9H36ZM50 11V10H49ZM63 11H64V9H63ZM62 11V12H63ZM141 11H142V9H141ZM146 11V10H145ZM168 11H166L167 12V14L169 15V12ZM1 12H3L2 11V9H1ZM8 12V10L5 12V13H7ZM28 12V11H27ZM26 12V13H27ZM53 12V11H52ZM66 12V11H65ZM86 12L87 11H85V14H86ZM154 12V11H153ZM8 13H10V12H8ZM12 13V12H11ZM10 13V14H11ZM29 13V12H28ZM45 14H46V12H44ZM50 13V12H49ZM57 13V12H56ZM91 13V12H90ZM3 14V13H2ZM10 14H9V16H10ZM14 14V13H13ZM33 14V13H32ZM36 14H38V13H36ZM35 14V15H36ZM44 14V15H45ZM47 14H48V12H47ZM118 14V15H119ZM149 14V13H148ZM161 14V13H160ZM12 15V14H11ZM42 15H43V13H42ZM50 15H53V14H50ZM54 15H56V14H54ZM61 15V14H60ZM70 15V16H69ZM83 15V14H82ZM87 15H88V13H87ZM162 15V14H161ZM164 15H165V13H164ZM163 15V16H164ZM14 16V15H13ZM16 16H17V14H16ZM26 16V15H25ZM29 15H27V17H28ZM31 16V15H30ZM38 16V15H37ZM40 16H41V14H40ZM90 16V15H89ZM131 16V15H130ZM146 16V15H145ZM148 16V15H147ZM12 17V16H11ZM24 17V16H23ZM36 17V16H35ZM34 17V18H35ZM53 17L54 16H52V19H53ZM71 17V18H70ZM132 17V16H131ZM165 17V16H164ZM9 18V17H8ZM12 18H14V17H12ZM20 18H22L21 16L20 17H18L17 19L19 20ZM32 18V17H31ZM39 18V17H38ZM38 18H36V21H37V19ZM50 19H51V17H49ZM56 18V17H55ZM65 18V17H64ZM94 18V19H93ZM133 18V17H132ZM165 18H167V17H165ZM164 18V19H165ZM172 18V17H171ZM176 18V17H175ZM178 18V17H177ZM23 19H26L25 17L23 18ZM43 19H44V17H43ZM148 19V18H147ZM9 20H10V18H9ZM12 20L13 19H11V22H12ZM16 20V19H15ZM18 20H16V22L18 21ZM27 20V19H26ZM39 20V19H38ZM161 20V19H160ZM163 20V19H162ZM167 20V19H166ZM165 20V21H166ZM169 20V19H168ZM29 21V20H28ZM34 21L35 20H30L29 21V25L30 26H33L34 25ZM39 21H41V20H39ZM45 21V20H44ZM47 21H48V18H47ZM57 21V20H56ZM174 21H176L175 19H174ZM6 22H7V20H6ZM24 22V21H23ZM27 22V21H26ZM25 22V23H26ZM158 22H159V19L157 20V25L156 26H158ZM161 22V21H160ZM164 22V21H163ZM170 22V21H169ZM172 22V21H171ZM18 23H19V21H18ZM17 23V24H18ZM24 23V24H25ZM28 23V22H27ZM36 23H38V22H36ZM55 23V22H54ZM58 24H59V22H57ZM56 23V24H57ZM138 23V22H137ZM7 24H9V23H7ZM16 24V23H15ZM67 24L69 25V27H67ZM154 24H156V23H154ZM171 24V23H170ZM175 24V23H174ZM22 25H23V23H22ZM28 25V24H27ZM46 25H48L47 23H46ZM64 25L66 26V28L64 27ZM144 25V24H143ZM163 25V24H162ZM169 25V24H168ZM18 26H19V24H18ZM37 26H40V25H37ZM44 26V25H43ZM166 26V25H165ZM172 26V25H171ZM23 27H25L26 28V26H23ZM28 27V26H27ZM49 27V26H48ZM170 27V26H169ZM14 28H19V27H15L14 26ZM22 28V27H21ZM40 28V27H39ZM44 29L43 30H41V32L42 31H44L45 30V28L46 27H43ZM131 28H132V30H131ZM157 28H160V25H159V27H157ZM168 28V27H167ZM166 28V29H167ZM24 29V28H23ZM49 29V28H48ZM48 29H47V31H48ZM154 28L152 27H150V30H153ZM170 29V28H169ZM176 29V28H175ZM7 30V29H6ZM29 30H30V28H29ZM52 30H55V29H52ZM66 30V31H65ZM4 31V30H3ZM12 31V30H11ZM24 31V30H23ZM65 31V32H64ZM82 33H81V32ZM136 31H137V33H136ZM140 33H139V32ZM161 31H162V29H161ZM164 31H166V30H164ZM2 32V31H1ZM0 32V33H1ZM22 32V31H21ZM36 32V31H35ZM40 32V31H39ZM38 32V33H39ZM49 32V31H48ZM167 32V31H166ZM24 33H25V31H24ZM44 33H45V31H44ZM162 33H163V31H162ZM18 34V33H17ZM35 34V33H34ZM43 34V33H42ZM49 34V33H48ZM164 34V33H163ZM167 34V33H166ZM6 35V34H5ZM20 35V34H19ZM40 36H41V34H40ZM10 37V36H9ZM28 37V36H27ZM154 37H155V35H154ZM164 37V36H163ZM167 37H169V36H167ZM42 38H43V36H42ZM27 39H30L31 40V38H27ZM34 39V38H33ZM50 39V38H49ZM14 40V39H13ZM26 40V39H25ZM25 40H24V42H25ZM152 40V39H151ZM157 40V41H156ZM3 41V40H2ZM41 41V40H40ZM150 41V42H149ZM155 41V42H154ZM168 41V40H167ZM4 42V41H3ZM17 42V41H16ZM20 42V41H19ZM32 42H33V40H32ZM37 42V41H36ZM39 42V41H38ZM37 42V43H38ZM47 42V41H46ZM51 42V41H50ZM158 42V46H157V43ZM162 44H160V43ZM22 43H23V40H22ZM34 43H35V41H34ZM33 43V44H34ZM39 43H41V42H39ZM38 43V44H39ZM55 43H56V46H55ZM165 43V42H164ZM249 43V42H248ZM260 43V42H259ZM8 45H9V43H7ZM29 44V43H28ZM27 44V45H28ZM30 44H32V43H30ZM29 44V45H30ZM38 44H37V46H38ZM45 44V43H44ZM167 44V43H166ZM40 45V44H39ZM171 45V44H170ZM249 45H250V43H249ZM36 46V47H37ZM45 46V47H44ZM157 46V47H156ZM237 46V45H236ZM243 46V45H242ZM10 47V46H9ZM34 45H33V48L32 49H34ZM162 47H164V49L162 48ZM260 47H262L261 49L263 50H260V52H264V42H262V43H260ZM16 48V47H15ZM14 48V49H15ZM30 48V47H29ZM162 48V49H161ZM239 48V47H238ZM3 49V48H2ZM5 49H7V48H5ZM10 49V48H9ZM19 49V48H18ZM25 48H22V49H19L17 52L18 53H16V54H11V55H14L13 57H12V60L14 59V63L12 64V62H8V64L6 63V61L8 60V56H7V60H4L3 58L5 57V55H3L2 57H1V59H0V64L2 65V67H0L3 71H7V70H9V71H13L14 70V68H17V72L18 73H20V72H22V68H19V66L20 65H18V64H20L21 62L23 63L24 62V60L26 59V58H34V57H36L35 56V54L37 53V51H38V53L40 52V51H42V49H40V50H34V51H32V49L29 51V50H24ZM173 49V48H172ZM240 49V48H239ZM242 49V48H241ZM246 49V48H245ZM49 50H52L53 52V56L52 57H49L48 56V54L50 55V53H49ZM179 50V49H178ZM26 51H28V53H34L33 55H29ZM163 51L166 53V54H162L163 53ZM6 52H9L8 50L6 51ZM5 52V53H6ZM51 52V51H50ZM243 52V51H242ZM101 54H104V57H105V59L103 60V61H96L95 59H96V57H99L100 58V56L99 55H101ZM140 54V55H139ZM242 53L240 52V51H237L236 53H229L224 59H223V61H225V60H227V61H229V62H231V63H229V69L228 70H234L235 71V74L238 76V78L237 79H241L242 77L243 78H245L244 77V74H248V73H250V71H252L253 70V68L252 67H254V68H256V69H258L257 67H255V66H253V65H255L254 64V62L252 61L251 63H248L249 61L246 59V61H244V59H243V54L241 55ZM16 55H18V56H16ZM40 55V54H39ZM114 55V56H113ZM155 55L157 56H159V55H165V58L163 59V57H161L160 56V58L159 57H157L158 58V60H159V64H157L158 62H156V66L155 65H153L154 63H155V61L154 60H156V57H155ZM256 55V54H255ZM261 55V54H260ZM37 56H38V54H37ZM45 56V55H44ZM137 57V58H136ZM152 57H154V60L152 59ZM36 58H38V57H36ZM36 58H34V59H36ZM45 58V57H44ZM103 58V57H102ZM102 58H100V59H102ZM135 58V59H134ZM10 59V58H9ZM237 59V60H236ZM46 60V59H45ZM98 60V59H97ZM115 60V62H114V64L115 65H112L113 63H112V61H114ZM149 60H151L152 62H153V64H150L149 65ZM254 60V59H253ZM262 60V59H261ZM26 61L27 62H29V60L28 59H26ZM25 61V62H26ZM40 61V60H39ZM150 61V62H151ZM168 61V60H167ZM167 61H165L166 63H167ZM232 61H235V62H232ZM239 61H243V64L244 65H240L238 62ZM264 61V60H263ZM26 62V64H28ZM32 62V61H31ZM31 62H29V64H32V66H36V62L33 60V62L31 63ZM99 62V63H98ZM39 63V62H38ZM42 63V62H41ZM111 63V64H110ZM257 63V62H256ZM264 63V62H263ZM7 64V65H6ZM25 64V65H26ZM0 65V66H1ZM37 65H39V64H37ZM43 65H44V63H43ZM42 65V66H43ZM251 65V66H250ZM23 66H24V63H23ZM145 66H147L148 68L146 69L147 71L145 72V75H144V77H143V72L145 71ZM227 66V65H226ZM231 66V67H230ZM27 67V66H26ZM145 67V68H144ZM18 68H19V70H18ZM29 68V67H28ZM27 68V69H28ZM38 68V67H37ZM156 68L158 69V68H161V69H158L157 71H156ZM25 69V68H24ZM40 69H41V65H40ZM47 69H45V70H47ZM94 69H98V70H101V71H105L106 72V74L108 75L106 78H104L103 80L101 79L100 80V83H99V85H96V84H91V82H90V86L92 87V89H90L89 91H88V89H89V87L88 86H85V85H82L81 87L82 88H84V89H86V91L90 94V96H88V95H85L84 97H85V99L83 98L82 100H81V102L79 101L80 99H81V97H80V95H78V96H76L77 97V99H78V101H79V103H74L72 100V98H73V96H75L76 94H75V90H74V88L76 87V84H81V82H83L84 81V79H86V77L84 78V76H85V74H88L89 72H91L92 70H94ZM30 70V69H29ZM34 70V69H33ZM226 70H227V68H226ZM2 71V72H3ZM16 71V70H15ZM24 71V70H23ZM260 71V70H259ZM16 72V74H17V76H18V73ZM41 72H42V70H41ZM256 72V71H255ZM260 72H263V71H260ZM3 73H6V72H3ZM23 73V72H22ZM24 73H25V71H24ZM26 73H28L29 74V71H27ZM39 73V72H38ZM38 73H37V75H38ZM46 73H48V72H46ZM45 73V74H46ZM100 73H102V72H100ZM160 73V74H159ZM254 73V72H253ZM8 75H9V73H7ZM12 74H15V72L14 73H12ZM15 74V75H16ZM44 74V75H45ZM71 75V77L74 79V80H72L71 78L70 79H68V76H64V75ZM256 74V73H255ZM254 74V75H255ZM261 74V73H260ZM7 75V76H8ZM42 75H43V73H42ZM48 75V74H47ZM47 75H46V77H47ZM228 75V74H227ZM20 76V75H19ZM26 76H27V74H26ZM31 79H32V77H31V75L29 74L28 75ZM102 76V75H101ZM206 76V75H205ZM36 77H38V76H36L35 75V79H36ZM41 77V76H40ZM180 77H182V75H180ZM209 77V76H208ZM232 77V76H231ZM255 78H257L256 76H254ZM260 77H262V76H260ZM14 78V77H13ZM19 78V77H18ZM27 78V77H26ZM26 78H23V79H26ZM29 78V80H31ZM39 78V77H38ZM84 78V79H83ZM154 78V77H153ZM161 78V77H160ZM197 78V77H196ZM233 78V77H232ZM253 78V77H252ZM259 78V77H258ZM263 78V77H262ZM21 79V78H20ZM68 79V80H67ZM157 79V78H156ZM159 79V78H158ZM158 79H157V81H158ZM162 79V78H161ZM202 79V78H201ZM221 79H226V78H221ZM15 80H16V78H15ZM28 80V79H27ZM37 80V79H36ZM40 82H43L42 81V78H40ZM83 80V81H82ZM97 80H99V79H97ZM164 80V79H163ZM170 80V79H169ZM194 80V79H193ZM245 80V79H244ZM250 80V79H249ZM248 80V81H249ZM14 81V80H13ZM12 81V82H13ZM19 81H22V80H19ZM35 81V80H34ZM152 81H153V79H152ZM156 81V80H155ZM11 81H9V83H10ZM23 82H26V81H23ZM23 82H21V83H23ZM46 82V81H45ZM49 82V81H48ZM154 82V81H153ZM187 84H188V86L189 85H194V83L192 84L190 81H185ZM238 82V84H240V82L239 81H237ZM250 82V81H249ZM15 83V82H14ZM29 83H32V81H30V82H28V85L30 86V85H32V84H29ZM34 83V82H33ZM37 83H38V81H37ZM51 83V82H50ZM72 83V84H73ZM84 83V82H83ZM82 83V84H83ZM85 83H87L86 82V80H85ZM152 83V82H151ZM39 84H41V83H39ZM38 84V85H39ZM88 84V83H87ZM199 84H201V80H200V83ZM241 84H245V83H242L241 82ZM240 84V85H241ZM254 84H256L257 85V87H258V83L257 82H254ZM11 83L9 84V87H10V89H11V86H14V84H12L11 86ZM16 85V84H15ZM22 85V84H21ZM25 85V84H24ZM23 85V86H24ZM35 86L37 85V84H34ZM102 85H104L105 87L103 88V89H99V87H102ZM169 86H170V83L168 84ZM172 85V84H171ZM196 85H197V83H196ZM17 86V85H16ZM47 86V85H46ZM79 86V85H78ZM237 86V85H236ZM253 86V85H252ZM255 86V85H254ZM260 86H261V83H260ZM264 86V83H263V85H262V87ZM6 87H8L7 85H6ZM22 87V86H21ZM40 87V86H39ZM47 87H49V86H47ZM139 87H141L140 88V90H139ZM143 87V88H142ZM171 87V86H170ZM179 87V86H178ZM234 87H235V85H234ZM240 87V86H239ZM261 87V88H262ZM17 88V87H16ZM26 88H28V87H26ZM29 88H31V87H29ZM29 88H28V90H29ZM41 88V87H40ZM80 88V87H79ZM81 88V89H82ZM185 87H183V89H184ZM198 88V87H197ZM243 88V87H242ZM260 88V87H259ZM38 88H36V90H37ZM45 88H43V90H44ZM72 90V93H71V90ZM83 89V90H84ZM141 89H143L142 91H141ZM168 89H170L169 87H168ZM206 89V88H205ZM213 89V88H212ZM17 90V89H16ZM15 90V91H16ZM33 90V89H32ZM171 90H173V89H171ZM211 90V89H210ZM10 91V90H9ZM21 91V90H20ZM19 91V92H20ZM39 91H42L41 89L39 90ZM104 92V93H102V94H100V92ZM205 91V90H204ZM240 91V90H239ZM17 92V91H16ZM22 93H23V91H21ZM29 93H30V91H28ZM49 91H47V93H48ZM67 92V91H66ZM79 92H81L80 90H79ZM173 92V91H172ZM175 92V91H174ZM12 93H14V91L12 92ZM18 93V92H17ZM21 93V94H22ZM35 94H36V92H34ZM41 93H43V92H41ZM44 93H46V91L44 92ZM43 93V94H44ZM83 93V92H82ZM86 93V92H85ZM148 93V94H147ZM170 93V94H169ZM176 93H178V92H176ZM184 93V92H183ZM261 93V92H260ZM259 93V94H260ZM20 94V93H19ZM72 94H73V96H72ZM84 94V93H83ZM195 94V93H194ZM204 94V93H203ZM206 94V93H205ZM26 95V94H25ZM38 95H40V94H38ZM46 95V94H45ZM94 95H96V96H94ZM10 96V95H9ZM13 96H15V93H14V95ZM44 96V97H43ZM49 96V95H48ZM59 96V95H58ZM17 97V96H16ZM27 97V96H26ZM66 97V96H65ZM83 97V96H82ZM190 97V96H189ZM19 98H20V95H19ZM36 97H33L32 98V100L33 99H35ZM62 98V97H61ZM185 98V99H184ZM187 98V99H186ZM191 98H192V96H191ZM190 98V100H189V102L193 99H191ZM63 99V98H62ZM74 99H75V97H74ZM98 99H101V101H99V103L98 102H96ZM138 99V100H137ZM142 99V100H143ZM181 99V100H180ZM258 98H256V100H257ZM260 99V98H259ZM262 99H263V97H262ZM48 101V102H44V101ZM85 100V101H84ZM103 100H105V102L103 101ZM177 100V101H176ZM40 101V102H39ZM138 101V102H139ZM146 101H149V100H146ZM145 101V102H146ZM236 101H240V100H236ZM259 101V100H258ZM141 102H143V104L144 105H146V104H148V103H144V101H141ZM140 102V103H141ZM188 101H187V103H189ZM193 102V101H192ZM195 102H197L196 100H195ZM34 103V102H33ZM40 103V104H39ZM97 103L99 104V105H97ZM152 103V101L150 102V104ZM152 103V104H153ZM170 103V104H171ZM191 103V102H190ZM190 103H189V105H190ZM259 103V102H258ZM56 104V103H55ZM84 104V105H83ZM156 104V103H155ZM155 105V107L153 106V109L151 108V107H149V104L148 105H146L147 107H149L148 108V111H149V115L151 116V117H149V118H151V119H153V120H157V118H162L163 116H160V115H162V114H160L159 113V108H161L162 107V104H161V106H159V105ZM175 104H172V105H175ZM192 104V103H191ZM195 104V103H194ZM194 104L193 105H190V107H192L193 108V106H194ZM197 104V103H196ZM81 105H83V106H85V107H87V108H91L92 109V107H93V109H95V113H93L92 115L91 114H89L90 112H89V110H88V112H87V108L85 109H81L80 108V106ZM136 105H138V104H136ZM139 105H141V104H139ZM184 105V104H183ZM262 105V104H261ZM49 106V105H48ZM98 106H101L100 108L98 107ZM152 106V105H151ZM157 106H159V107H157ZM168 106H169V104H168ZM166 107L167 109H169V107ZM185 106H187V104H185ZM185 106H183L182 107V105H181V107H182V109H181V107H180V111H182L183 112V110L184 109H186L185 108ZM258 106V105H257ZM256 106V107H257ZM33 107H34V105H33ZM40 107V108H39ZM124 107V108H123ZM133 107V106H132ZM137 107V106H136ZM210 107V106H209ZM261 107H263V106H261ZM102 108V109H101ZM119 108V109H118ZM142 108V107H141ZM166 108H165V110L163 111L164 112V114H168L167 116L165 115L163 118H164V120L166 119V121H167V119L169 118V120H171L170 118H173V116L171 115V112L168 110H166ZM171 108H173V107H171ZM170 108V109H171ZM187 108H189V106H187ZM191 108V109H192ZM264 108V107H263ZM49 109H51V108H49ZM127 109H130V108H127ZM133 109H135V107H133ZM147 109V108H146ZM162 109H163V107H162ZM232 109H234V108H232ZM142 110H144V108L142 109ZM151 110H153V111H151ZM173 110V109H172ZM176 111H174V112H178V114L179 113H181V112H179V110H177V109H175ZM216 109L215 108H213L212 109V111H215ZM260 110V109H259ZM32 111L34 112V114L33 115H31V113H32ZM54 111V110H53ZM94 111V110H93ZM124 111V112H123ZM131 111H133V110H131ZM147 111V110H146ZM219 111H220V109H219ZM258 111V110H257ZM256 111V112H257ZM52 112V111H51ZM54 112H56V111H54ZM121 112H123L122 114H120ZM129 112V111H128ZM136 112V111H135ZM139 112V111H138ZM137 112V113H138ZM144 112H145V110H144ZM167 112V113H166ZM168 112H170V115H169V113ZM202 112V111H201ZM215 112H217V111H215ZM130 113V112H129ZM173 113V112H172ZM71 114H72V112H71ZM74 114V113H73ZM77 114V113H76ZM139 114H142V113H139ZM144 114H146V113H144ZM148 114V113H147ZM174 114V113H173ZM177 114V113H176ZM177 114V115H178ZM199 114L201 115V116H199ZM219 114V113H218ZM53 115V114H52ZM181 116H182V114H180ZM257 115V114H256ZM54 116V115H53ZM71 116V115H70ZM128 116V115H127ZM146 116V115H145ZM172 116V117H171ZM224 116V115H223ZM47 117H49V115H47ZM46 117V118H47ZM50 117H51V115H50ZM57 117V116H56ZM78 116H76V118H77ZM132 117V116H131ZM139 117H142V115L141 116H139ZM156 117V118H155ZM179 117V116H178ZM200 117V118H199ZM61 118V117H60ZM117 118L118 119H120V121L119 120H117ZM135 118H137V116L135 117ZM159 118V119H160ZM174 118H176V116L174 117ZM173 118V119H174ZM227 118V117H226ZM75 119V118H74ZM134 119V118H133ZM132 119V120H133ZM143 120L144 119H146V118H142ZM193 119H195V120H193ZM223 119V118H222ZM225 119V118H224ZM73 120V119H72ZM139 120V119H138ZM141 120V119H140ZM163 119L160 121V122H162L161 124L162 125H164L163 124V121H164ZM226 120V119H225ZM241 120V119H240ZM245 120V119H244ZM41 121H43V120H41ZM40 121V122H41ZM47 121V120H46ZM45 121V122H46ZM82 121H85L84 119L82 120ZM146 121H147V119H146ZM158 121V122H159ZM175 121V120H174ZM195 121L197 122V123H195ZM218 122L219 124V126L216 128V130H218L217 132H218V134L220 133L221 135H218L219 136V138H215L214 136H216V135H211L212 133H210V134H207L210 130H211V128L213 127L212 125H214V122ZM71 122V121H70ZM133 122L135 123V122H137V120L136 121H134L133 120ZM144 122V121H143ZM143 122H140L141 124H143ZM147 122H149V120L147 121ZM147 122H146V124H147ZM160 122L159 123H157V124H160ZM176 122V121H175ZM187 122H189L188 123V126H190V123L192 124V126H190V127H192L193 128V131L195 132V130L194 129H196V131H197V129H199V128H196L197 126H199V127H202V128H204V129H202V130H205V131H208V132H205V135H207V136H205L204 138H203V140L201 139V141H200V144H198V145H195L196 143L191 139V140H187V138L188 137H186V138H184L183 139V137L182 136H180L181 134L179 133V132H182V129H183V127H182V129H179V127L180 126H183L182 125V123H187ZM213 122V123H212ZM64 123H65V125H64ZM69 123V122H68ZM74 123V122H73ZM72 123V124H73ZM139 123V122H138ZM150 123V122H149ZM169 123V122H168ZM167 123V124H168ZM224 123V122H223ZM230 123V122H229ZM71 124V125H72ZM140 124V125H141ZM170 124H174L172 121H171V123ZM170 124H168V125H170ZM196 124H198V125H196ZM228 126H225V128H227L226 130H227V133H229V131L231 132V133H233L232 132V130H229V129H234V128H231L230 126H232L233 124L231 123V125H229L228 123H226ZM235 124V123H234ZM144 125V124H143ZM155 125V124H154ZM153 125V126H154ZM161 125V126H162ZM216 125V124H215ZM223 125L224 124H222L221 125V127H223ZM238 125H241L240 123L238 124ZM132 126H133V124H132ZM151 126H152V124H151ZM170 126H172V125H170ZM65 127H66V129H65ZM75 127H76V124H75ZM81 127V126H80ZM126 128V129H124V128ZM144 127V126H143ZM176 127L174 128V127H172V128H174V129H176ZM72 128V127H71ZM123 128V130L121 131V129ZM135 128V127H134ZM147 128V127H146ZM155 128V127H154ZM153 128V129H154ZM157 128V127H156ZM159 128V127H158ZM169 126H168V130H169ZM224 128V129H225ZM73 129V128H72ZM160 129H162V127H160ZM166 129V128H165ZM190 129V128H189ZM212 129H214V128H212ZM83 130V129H82ZM107 130H108V128H107ZM151 130V129H150ZM158 130V129H157ZM172 130V129H171ZM185 130L186 129H183V131H184V134H185ZM188 130V129H187ZM192 130V129H191ZM216 130H214L215 132H213V130H211L212 132H213V134H215L216 133ZM72 131V130H71ZM71 131H69V133L71 132ZM146 131V130H145ZM148 131V130H147ZM152 131V130H151ZM163 131L164 130H162V132L160 131L159 132V134H164L163 133ZM167 131V130H166ZM165 131V132H166ZM193 131H192V133H190L191 131L189 130V134H192V135H195V134H193ZM210 131V132H211ZM220 131V132H219ZM238 131V130H237ZM75 132H76V130H75ZM172 131H170V133H171ZM202 132V131H201ZM222 132V133H221ZM235 132V131H234ZM71 133H73V132H71ZM86 133V132H85ZM97 133V134H96ZM145 133V132H144ZM153 133V132H152ZM169 133V131H168V135L170 134ZM187 134H185V135H188V132H186ZM203 134H204V132H202ZM226 133V134H227ZM225 134V135H226ZM234 134V133H233ZM107 135V134H106ZM105 135V136H106ZM145 134H143L142 136H144ZM146 135L147 136H149L147 133H146ZM153 135V134H152ZM155 135V134H154ZM154 135H153V137H151V138H153L154 139ZM166 135V134H165ZM227 135H229V134H227ZM226 135V136H227ZM238 135V134H237ZM70 136V135H69ZM83 136V135H82ZM85 136V137H86ZM113 136V135H112ZM170 136V135H169ZM189 136V135H188ZM204 136V135H203ZM202 136V137H203ZM102 137V136H101ZM107 137V136H106ZM138 137V138H137ZM229 137V136H228ZM235 137H237V136H234V138ZM66 138V139H65ZM73 138V139H72ZM112 138V137H111ZM147 138V137H146ZM145 138V139H146ZM225 139H226V137H224ZM230 138V137H229ZM232 138H233V135H232ZM231 138V139H232ZM66 141H65V140ZM68 139V140H67ZM125 139V138H124ZM194 139H196V138H194ZM224 139V140H225ZM78 141V143H76L75 141ZM141 140V139H140ZM148 140V142L150 143V141H149V139H147ZM199 140V139H198ZM233 140V139H232ZM250 140V139H249ZM82 141H83V139H82ZM85 141V140H84ZM101 141V143L103 142L102 140H100ZM35 142V141H34ZM94 142H97L96 140L94 141ZM113 142V141H112ZM236 142V141H235ZM32 143H33V141H32ZM86 143V142H85ZM141 143H143V145L141 144ZM151 143H152V141H151ZM11 144V143H10ZM87 144V143H86ZM98 144V143H97ZM123 144V143H122ZM1 145V144H0ZM74 145V146H73ZM88 145H90L89 143L87 144V146ZM102 145V147H103V145L104 144H101ZM6 146V145H5ZM18 146V147H19ZM79 146V145H78ZM77 146V147H78ZM121 146V145H120ZM122 146H124V145H122ZM7 147V146H6ZM76 147V148H77ZM193 147V148H192ZM16 148V147H15ZM27 148H29V146L27 147ZM31 148V147H30ZM33 148V147H32ZM81 148V147H80ZM88 148V147H87ZM91 148V147H90ZM115 148H117V147H115ZM120 148V147H119ZM126 148V147H125ZM244 148H245V146H244ZM244 148H242V149H244ZM13 149H14V147H13ZM12 149V150H13ZM101 149V148H100ZM99 149V150H100ZM188 149H190V150H188ZM237 149V148H236ZM239 149V148H238ZM32 150V149H31ZM85 150V149H84ZM95 150V149H94ZM93 150V151H94ZM110 150V149H109ZM127 150V149H126ZM245 150V149H244ZM247 150V149H246ZM251 150V149H250ZM80 151V150H79ZM78 151V152H79ZM141 151V150H140ZM186 151V152H185ZM188 151H190L191 153H189ZM249 151V150H248ZM15 152V151H14ZM14 152H12V151H10V152H8V153H6V154H0V175L1 174H3L4 173V170H3V168L4 169H6L5 167H4V165L6 166V164H4L3 163V161L4 160H7V158H11V159H15L14 158ZM17 152V151H16ZM71 152V151H70ZM77 152V153H78ZM107 152V153H106ZM122 152V151H121ZM163 152V153H162ZM198 152L200 153L199 155H198ZM25 153V152H24ZM75 153V152H74ZM126 153H128V152H126ZM185 153H186V155H187V153L188 154H190V156L188 157V155H187V157L188 158H190V159H187V157H186V159H184V156H185ZM39 154H40V157H39ZM113 154V153H112ZM119 154H121L120 152H119ZM129 154V153H128ZM141 154V155H142ZM241 154V155H240ZM72 155V154H71ZM76 155V154H75ZM118 155V154H117ZM126 155V154H125ZM140 155V154H139ZM138 155V156H139ZM154 155V154H153ZM152 155V156H153ZM198 155V156H197ZM252 155V154H251ZM250 155V156H251ZM254 155V154H253ZM253 155H252V157H253ZM18 156V155H17ZM30 156V157H31ZM36 156H38V159H36V158H34V157H36ZM70 156V155H69ZM121 156V155H120ZM129 156H131V154H129ZM128 156V157H129ZM148 156H149V158H148ZM229 156V157H228ZM73 157V156H72ZM157 157V156H156ZM258 157V156H257ZM6 158V159H5ZM74 158H76V157H74ZM77 158H80V157H78L77 156ZM89 158V157H88ZM161 158V157H160ZM201 158H202V161H201ZM230 158V159H229ZM255 158V157H254ZM10 159V160H11ZM71 159V160H70ZM80 159H82V158H80ZM107 159H109L108 160V162H107ZM121 159H123V158H121ZM127 159V158H126ZM125 159V160H126ZM156 159V158H155ZM168 157H167V161H168ZM169 159V160H170ZM227 159H229L230 161H229V163H228V165H227V162H226V165H225V161L227 160ZM257 159V158H256ZM255 159V160H256ZM13 160H11V161H13ZM39 160V161H38ZM84 160V159H83ZM135 160V159H134ZM139 160V159H138ZM141 160H142V158H141ZM141 160H139V161H137V162H141ZM254 160V161H255ZM9 161V160H8ZM16 161V160H15ZM15 161H14V163H15ZM19 161V160H18ZM78 161V160H77ZM92 161V163H90ZM124 161V160H123ZM156 161V160H155ZM158 161H159V158H158ZM192 161H194V157L192 158V160H191V162ZM195 161H194V163H195ZM201 163H200V162ZM17 162V161H16ZM22 162V161H21ZM20 162V164H18V166L16 167V169L19 167H21L23 164ZM25 162V161H24ZM23 162V163H24ZM27 162V164H28V162H30V161H26ZM76 162V161H75ZM118 162V163H117ZM174 162V163H173ZM188 162H189V164H188ZM258 162V161H257ZM9 163V162H8ZM135 163V162H134ZM168 163V162H167ZM171 163H173V164H171ZM184 163V165H182ZM255 163V162H254ZM81 164V165H82ZM139 164V163H138ZM146 164V163H145ZM175 164V165H174ZM218 164V165H217ZM28 165H31V164H28ZM83 165V166H84ZM104 165V166H103ZM108 165V164H107ZM174 165V166H173ZM194 165V164H193ZM233 165V166H232ZM24 166H25V164H24ZM32 166V165H31ZM47 165H46V167H48ZM62 166V165H61ZM73 166H75V165H73ZM128 166V167H127ZM131 167L133 166V164L132 165H130ZM159 166V167H160ZM178 166L176 167V169L178 168ZM239 166V165H238ZM237 166V167H238ZM27 166H25V168L24 169H29L30 167H28V168H26ZM82 167V166H81ZM98 167V168H99ZM107 167V166H106ZM116 167V166H115ZM114 166H113V168H115ZM126 167V168H125ZM130 167V168H131ZM135 167V166H134ZM136 167H137V165H136ZM135 167V168H136ZM154 168V170L151 172V168ZM172 167H170L171 169H173ZM13 168H14V166H13ZM22 168V167H21ZM41 168H44L43 166L41 167ZM58 168V167H57ZM72 168V167H71ZM79 168V167H78ZM90 168V167H89ZM125 168V169H124ZM183 169H184V167H182ZM191 168H193V166H191L190 167V170H191ZM31 169H34V168H32L31 167ZM30 169V170H31ZM35 169V170H36ZM67 169V168H66ZM76 169H77V167H76ZM86 169H81V170H74L73 168H72V170H71V173H70V176H72V175H74L75 177V179L77 180L78 179V181L79 180H82L80 177H82L83 175H87L88 173L87 172H84V170H86ZM112 169V168H111ZM132 169H134V168H132ZM138 169V168H137ZM169 169V170H168ZM236 170H237V168H235ZM251 168H248V170H250ZM13 170V169H12ZM30 170H29V172H30ZM50 170V169H49ZM97 170V169H96ZM115 170H117V168H115ZM139 170V169H138ZM160 170V169H159ZM166 170H168V171H166ZM243 169H241V171H242ZM15 171H17V170H15ZM15 171L14 172H12L13 174L15 173ZM19 171V174L20 175H23V173H20V170H18ZM22 171V170H21ZM28 171V170H27ZM27 171H24L23 170V172H27ZM36 171H38V170H36ZM105 171V173H102V172H104ZM180 171V170H179ZM192 171V170H191ZM213 171V172H212ZM240 170L238 171L239 173L241 172ZM257 171H258V169H257ZM3 172V173H2ZM33 172H35V171H33ZM158 172V171H157ZM156 172V173H157ZM166 172V173H165ZM174 173V171L173 170H171V172L170 173ZM177 172H178V170H177ZM177 172H175L174 174H176ZM208 172V173H207ZM232 174H231V173ZM237 172V171H236ZM246 172V171H245ZM262 172V171H261ZM11 173V172H10ZM37 173H39V172H37ZM92 173V172H91ZM91 173H89V174H91ZM134 173V174H135ZM183 175V173H182V169H181V171L179 172V175H181V174ZM191 173V172H190ZM207 173V174H206ZM242 173H243V175H244V171H242ZM253 173V172H252ZM255 173V172H254ZM253 173V174H254ZM257 173V172H256ZM255 173V177H256V175H259L258 173L256 174ZM12 174V175H13ZM17 174V173H16ZM95 174V173H94ZM136 174V175H137ZM160 174H162V173H160ZM184 174H185V172H184ZM195 174V173H194ZM247 174V173H246ZM252 174V175H253ZM8 175V174H7ZM12 175H10V176H12ZM32 175V174H31ZM31 175H27V174H24L22 177H24V178H26L27 180H25V181H23V182H26V183H23V187H24V189H25V187L27 186V183H29V185L28 186H30V185H36V184H38V179L39 180H41L40 178H41V176H40V174H33V176H31ZM133 175V174H132ZM178 175V177L180 178V176ZM182 175H181V177H182ZM186 175H188L187 177H189V176H191V175H193V174H186ZM185 175V176H186ZM234 175V174H233ZM235 175H236V173H235ZM241 175V174H240ZM261 175V177L263 176L262 174H260ZM6 176V175H5ZM9 176V175H8ZM18 176V175H17ZM38 176H40V177H38ZM87 176H90V175H87ZM174 176H176V175H174ZM209 176V177H208ZM237 176V175H236ZM245 176V175H244ZM248 176V175H247ZM16 177V176H15ZM15 177H13V178H15ZM46 177V176H45ZM66 177V176H65ZM64 177V178H65ZM77 177V178H76ZM134 177H135V175H134ZM159 178V179H156V178ZM177 177V176H176ZM240 176H238V177H236V178H239ZM242 177V176H241ZM246 177V176H245ZM244 177V178H245ZM249 177V176H248ZM253 177H254V175H253ZM3 178H4V174H3ZM2 178V179H3ZM5 178H7V177H5ZM8 178H11V177H8ZM7 178V179H8ZM16 178H18V177H16ZM15 178V179H16ZM69 178V177H68ZM67 178V179H68ZM156 179V180H154V179ZM168 178V177H167ZM174 177L172 176V179H173ZM206 178V179H205ZM233 178V177H232ZM263 178V177H262ZM12 179V178H11ZM10 179V180H11ZM19 179V180H18ZM18 179H16V181L15 182H17V180L18 181H20L21 182V180H20V178H18ZM22 179V178H21ZM67 179H65V180H67ZM73 179V178H72ZM87 179V178H86ZM89 179H90V177H89ZM171 179V178H170ZM170 179H168L167 181H169ZM171 179V180H172ZM175 179H177V178H174V180H173V182L175 181ZM181 179V178H180ZM217 179V180H216ZM226 179V180H225ZM45 180H47V179H45ZM65 180H64V182H62L61 180V182L60 183H62V184H64V183H66L65 182ZM151 180H153V181H151ZM165 180V179H164ZM171 180L169 181V182H171ZM206 180H207V182H206ZM241 180V179H240ZM243 180H245V179H243ZM256 180H257V178H256ZM260 180V179H259ZM263 180V179H262ZM5 181V182H4ZM6 179L5 180H3L2 181V183L1 184H3V186L2 187H7V186H5V183H6ZM83 181H84V179H83ZM102 182V183H100V182ZM116 181H118V182H121L120 183V185H118V186H122L121 187V190L119 191L118 190V186H113V183L115 182V184L117 185V183H116ZM125 181V182H124ZM166 181V180H165ZM177 181V180H176ZM175 181V182H176ZM11 181H9L8 182V184L10 183ZM12 182H14V179H13V181ZM11 182V183H12ZM14 182V183H15ZM20 182H17L16 184H18V183H20ZM48 182V181H47ZM73 182H75V181H73ZM82 182V181H81ZM172 182V183H173ZM236 182V181H235ZM248 182V181H247ZM257 182H259L258 180H257ZM43 183H46V182H43ZM52 183V182H51ZM76 183H77V181H76ZM85 183V182H84ZM122 183H127L128 184V188H129V185H131V190H130V188L128 189L127 187H125V189H124V186L122 185ZM168 183V182H167ZM171 183V184H172ZM177 183H178V181H177ZM201 183H204L203 184V188H204V190H203V193H204V197H205V203L207 204L206 206H207V209L206 210H202V212H203V214H204V216H203V214L201 213V210H200V208H198L197 207V200H194L195 198H197L198 199V201L200 200L199 199V196L198 197H195L194 198V196H196L195 195V191H196V189H198V187L200 186H202V184ZM7 184V185H8ZM41 184V183H40ZM169 184V183H168ZM211 184V183H210ZM224 184V183H223ZM227 184V183H226ZM231 184H233V183H231ZM253 184V183H252ZM262 184H263V182H262ZM261 183L260 184H258V186L259 185H262ZM18 185H22V184H18ZM42 185V184H41ZM48 185V184H47ZM66 185V184H65ZM76 185V184H75ZM87 185V184H86ZM86 185H84V187L82 186L81 188H80V190H88L89 188H87V186ZM125 185V184H124ZM217 185V184H216ZM238 185V184H237ZM236 185V186H237ZM243 185V184H242ZM248 185H249V183H248ZM254 185V184H253ZM252 185V186H253ZM257 185V184H256ZM14 186H16L14 189H16L18 186L17 185H13L12 187H14ZM27 186V187H28ZM39 186V185H38ZM52 186V185H51ZM63 186V185H62ZM69 186V185H68ZM101 186V185H100ZM127 186V185H126ZM227 187H228V184L226 185ZM233 186H235V184H233ZM244 186V185H243ZM240 187V188H247L246 186L245 187ZM255 186V185H254ZM9 187V186H8ZM10 187H11V184H10ZM23 187L21 186V187H19L20 188V190H18L19 192H20V194H19V196L20 195H23V194H25L27 191H29L30 192V189H32L31 187H26V189L25 190H27L26 192H24V191H22V190H24L23 189ZM46 187V186H45ZM77 187H78V185H77ZM114 187H117V188H115L114 189ZM200 187H199V189H200ZM250 187V186H249ZM260 187V186H259ZM30 188V189H29ZM67 188V187H66ZM69 188V187H68ZM73 188V187H72ZM123 188V189H122ZM126 188H127V190H126ZM219 188H220V186H219ZM221 188H224V187H221ZM229 188H230V185H229ZM232 188V187H231ZM258 188V187H257ZM261 188V187H260ZM263 188H264V186H263ZM8 188H4V190H7ZM50 189V188H49ZM112 189H114V190H112ZM120 189V188H119ZM205 189H207L208 191L206 192L205 191ZM233 190H234V188H232ZM238 189V188H237ZM9 190V189H8ZM5 191V192H9V193H11L10 192V190L9 191ZM61 190H62V187H61ZM73 190V189H72ZM76 190V189H75ZM78 190V189H77ZM158 190H159V192H158ZM182 190V191H181ZM192 190V191H191ZM212 190V189H211ZM217 190V189H216ZM220 190V189H219ZM231 190V189H230ZM229 190V191H230ZM235 190H236V187H235ZM239 190H241V189H239ZM239 190H237V191H239ZM243 190V189H242ZM245 190H247V189H245ZM243 191V194H244V192H247V191ZM250 190V189H249ZM0 191H1V188H0ZM14 191V190H13ZM17 191V190H16ZM16 191H14L13 192V194H16L15 192ZM22 191V192H21ZM51 191H53L54 192V190H51ZM57 191H58V189H57ZM67 191V190H66ZM74 191V190H73ZM91 191V190H90ZM97 191H101V190H97ZM194 191V192H193ZM223 191H224V189H223ZM226 191H228V190H226ZM3 192V191H2ZM28 192V193H29ZM47 192H49V191H47ZM47 192H44V194L45 193H47ZM71 192V191H70ZM93 192V193H94ZM118 192L116 193V194H118ZM202 192V191H201ZM221 192H222V190H221ZM236 192V191H235ZM242 192V191H241ZM260 192V191H259ZM1 193V192H0ZM8 193V194H9ZM18 193V192H17ZM55 193V192H54ZM88 193V192H87ZM111 193V196H110V199L115 195V197H116V194L114 193V195ZM176 193H177V191H176ZM232 193V192H231ZM250 193V192H249ZM70 194V193H69ZM84 194H85V192H84ZM89 194H91V192L89 193ZM100 194V193H99ZM98 194V195H99ZM104 194V193H103ZM110 194V193H109ZM126 194V196H128ZM170 194V193H169ZM228 194V193H227ZM255 194V193H254ZM259 194V193H258ZM1 195V194H0ZM47 194H45V196H46ZM48 195H49V193H48ZM51 195V194H50ZM94 195H95V193H94ZM113 195V196H112ZM119 195V194H118ZM232 195V194H231ZM246 195V194H245ZM248 195V194H247ZM252 195V194H251ZM250 194H249V196H251ZM15 197H16V195H14ZM14 196H12V199L14 198ZM40 196V195H39ZM59 196V195H58ZM78 196V195H77ZM119 196H121V195H119ZM163 196V195H162ZM164 196V197H165ZM203 196V195H202ZM223 196V195H222ZM17 197H18V194H17ZM66 197H68V196H66ZM103 197V196H102ZM101 197V198H102ZM125 197V198H124ZM131 197V198H130ZM159 197V196H158ZM201 197V196H200ZM245 197H247V196H245ZM46 198V197H45ZM64 198V197H63ZM99 198V197H98ZM104 198V197H103ZM114 198V197H113ZM113 198H112V200H113ZM203 198V197H202ZM224 198V197H223ZM249 198V197H248ZM259 198H262V199H264L263 197H259ZM9 199H11V198H9ZM38 199V198H37ZM48 199H50V198H48ZM83 199L84 198H82V201H83ZM87 199H89V198H87ZM94 199H95V197H94ZM97 199V198H96ZM114 199H116V198H114ZM117 199H118V196H117ZM119 199H122V197L121 198H119ZM193 199V200H192ZM231 199V198H230ZM14 200V199H13ZM16 200V199H15ZM35 199H33V201H34ZM40 200V199H39ZM52 200V199H51ZM65 200V199H64ZM106 200V199H105ZM223 199H222V197H221V201H222ZM234 200H231V201H233L234 202V204H235V201ZM54 201V200H53ZM76 201V200H75ZM79 201V200H78ZM81 201V202H82ZM92 201V200H91ZM142 201V202H141ZM163 201V200H162ZM213 201H214V203H213ZM229 201V200H228ZM36 202V201H35ZM102 201H100L99 203H101ZM105 202V201H104ZM226 202V201H225ZM30 203V202H29ZM31 203H33V202H31ZM38 203V202H37ZM53 203V202H52ZM78 203V202H77ZM103 203V202H102ZM101 203V204H102ZM176 203H178V202H176ZM197 203V204H196ZM54 204V203H53ZM71 204V203H70ZM79 204V203H78ZM98 204V202H96V205ZM101 204H100V206H101ZM105 203H103L102 204V206L104 205ZM196 204V205H195ZM211 204V205H210ZM222 204V203H221ZM11 205V204H10ZM32 205V204H31ZM62 205V204H61ZM119 205V204H118ZM117 205V206H118ZM149 205V204H148ZM152 205V204H151ZM155 205V204H154ZM175 205V204H174ZM199 205V204H198ZM220 205V204H219ZM231 205H233L232 203H231ZM230 205V206H231ZM262 205V206H261ZM4 206V205H3ZM6 207H7V205H5ZM21 206V205H20ZM69 206V205H68ZM79 206H80V204H79ZM94 206V205H93ZM101 206V207H102ZM106 206H108V205H106L105 204V207ZM150 206V205H149ZM153 206V205H152ZM152 206H151V209H152ZM8 207H9V205H8ZM7 207V208H8ZM15 207V206H14ZM56 207V206H55ZM95 207H97V206H95ZM111 207V208H112ZM136 207H138L137 209H136ZM148 207V206H147ZM154 208H156V206H153ZM221 207V206H220ZM229 207V206H228ZM228 207H225L224 209H228ZM251 207H253V211H251L252 210V208ZM3 208V207H2ZM52 208H54V205L52 206ZM51 208V209H52ZM98 208L99 209H101V211H102V209H104V208H100L99 206H98ZM106 208H110V207H106ZM106 208H105V211H107L106 210ZM144 208V207H143ZM142 208V209H143ZM145 208H146V206H145ZM149 208V207H148ZM173 208V207H172ZM204 208V207H203ZM206 208V207H205ZM204 208V209H205ZM232 208H235V207H233L232 206ZM12 209V208H11ZM56 209V208H55ZM73 209V208H72ZM98 209V210H99ZM150 209V208H149ZM148 209V210H149ZM5 210V209H4ZM50 210V209H49ZM57 210H59V209H57ZM258 210V211H257ZM1 211V210H0ZM2 211H3V209H2ZM1 211V212H2ZM29 211H31V209H29ZM41 211H42V209H41ZM105 211L103 212L102 211V213H103V215H104V213H105ZM111 211V210H110ZM132 211H134V213L132 212ZM145 211V210H144ZM144 211H142V213H144ZM153 211V210H152ZM156 211H157V209H156ZM155 211V212H156ZM175 211H177V210H175L174 209V213H177V212H175ZM3 212H5V211H3ZM13 212V211H12ZM21 212H23V211H21ZM20 212V213H21ZM128 212H129V214H128ZM136 212V213H137ZM140 212H141V209H140ZM146 212V214H147V210L145 211ZM158 213L160 212V210L159 211H157ZM181 212V211H180ZM183 212V211H182ZM206 212L208 213V214H206ZM263 212V211H262ZM6 213V212H5ZM8 213H9V210H8ZM15 213V212H14ZM36 213V212H35ZM41 213V212H40ZM66 213V212H65ZM142 213H140V214H142ZM149 213H150V210H149ZM149 213L147 214V219L146 220H148L147 221V223H151V224H153V226L155 225L154 223V220H156V218H157V216H156V218L154 219L153 218V216L154 215H152L151 213H150V215H149ZM17 214V213H16ZM69 214V213H68ZM100 214H101V212H100ZM117 216H116V215ZM146 214H144V215H146ZM153 214H154V211H153ZM179 213H177V215H178ZM183 214V213H182ZM201 214H202V216H203V218L200 220V217H202L201 216ZM216 214H214L215 216H216ZM12 215V214H11ZM14 215V214H13ZM18 215V214H17ZM16 215V216H17ZM28 215V214H27ZM29 215H30V213H29ZM37 215H38V213H37ZM48 215V214H47ZM51 215V214H50ZM102 215V214H101ZM106 215V214H105ZM136 216H138V213L137 214H135ZM184 215V214H183ZM248 215V216H247ZM261 215V214H260ZM264 215V214H263ZM22 216V215H21ZM23 216H25V215H23ZM34 216V215H33ZM39 216V215H38ZM45 216V215H44ZM98 216V215H97ZM113 216V214H112V217H114ZM135 216V217H136ZM141 217H142V215H140ZM167 216V215H166ZM179 216V215H178ZM225 216H227V218H224ZM13 217V216H12ZM26 217V216H25ZM36 217V216H35ZM95 217H96V215H95ZM108 217V216H107ZM140 217V218H141ZM144 217H146V216H144ZM155 217V216H154ZM176 218H177V216H175ZM180 217V216H179ZM263 217V216H262ZM261 217V218H262ZM14 218V217H13ZM24 218V217H23ZM39 218V217H38ZM44 218V217H43ZM88 218V217H87ZM97 218V217H96ZM101 218V217H100ZM104 218H106V217H104ZM109 218H111L110 216H109ZM132 218H134V217H132ZM162 218V217H161ZM174 218V217H173ZM207 218H209V217H207ZM222 218H224V219H226L225 221L227 222V224H225V225H221L222 224V222L224 221ZM254 218V217H253ZM253 218H250V220L251 219H253ZM259 218V217H258ZM36 219V218H35ZM99 219V218H98ZM97 219V220H98ZM107 220V223H109L110 222V224H111V219H109L108 220V218H106ZM119 219H121V220H119ZM136 219H137V217H136ZM136 219H133L134 221V223L136 222L135 220ZM145 219V218H144ZM143 219V217H142V220L143 221H145ZM154 219V220H153ZM178 219V218H177ZM187 219V220H186ZM192 219L195 221V223L192 225ZM217 219V218H216ZM245 219H244V221H245ZM255 221L257 222L258 220H257V218L255 217ZM10 220V219H9ZM97 220H95L96 221V223H92L93 224V226L92 227H96L97 228ZM103 219L101 218V221H102ZM105 220V219H104ZM176 220V219H175ZM183 220V219H182ZM182 220H180V221H182ZM223 220V221H222ZM232 220H233V218H232ZM239 220H237V221H239ZM243 219H241V221H242ZM254 220V219H253ZM7 221V220H6ZM18 221V220H17ZM75 221V220H74ZM77 221V220H76ZM81 221V220H80ZM100 221V220H99ZM109 221V222H108ZM114 221V220H113ZM125 221H127V220H125ZM139 221L142 223V221H141V219H139ZM228 221H230L231 222V220H228ZM244 221H243V223H244ZM255 221H254V224H255ZM260 221H263V219L262 220H260ZM8 222V221H7ZM6 222V223H7ZM71 222V221H70ZM128 222H127V224H128ZM140 222H138V223H140ZM175 222V221H174ZM173 222V220H172V224L174 223ZM176 222H177V220H176ZM183 222V221H182ZM234 222H236V221H234ZM248 222V221H247ZM250 222V221H249ZM264 222V221H263ZM16 223V222H15ZM66 223V222H65ZM103 222H101V224H102ZM106 223V222H105ZM105 223H103V224H105ZM115 223H117V221H115ZM118 223V224H119ZM137 222H136V224H134V225H136L137 226V224H138ZM146 223V222H145ZM233 223V222H232ZM231 223V224H232ZM242 223V222H241ZM253 224V222H250V224ZM262 223V222H261ZM82 224V223H81ZM85 224V223H84ZM99 224V223H98ZM101 224H99V225H101ZM110 224H108L110 227H112L111 225H113L114 224V222L110 225ZM144 224V223H143ZM150 224V225H151ZM175 224V223H174ZM173 224V225H174ZM182 224V223H181ZM184 224H187V223H184ZM190 224V223H189ZM230 224V225H231ZM253 224V225H254ZM260 224V223H259ZM37 225H38V223H37ZM36 225V226H37ZM106 225V224H105ZM149 225V224H148ZM173 225L171 226L172 228H174L173 227ZM205 225H207V224H205ZM233 225V224H232ZM256 225V224H255ZM82 226H83V224H82ZM132 226H133V223H132ZM144 226H147V225H144ZM170 226H167V227H160L159 228V230L161 229V231H162V233H163V231H165V233H166V230H171L172 228L170 227ZM176 226H178V225H176ZM181 226V225H180ZM185 226V225H184ZM91 227V225L88 227V228H90ZM91 227V228H92ZM121 227V228H122ZM129 227H131V224H130V226ZM138 227H140L139 225H138ZM149 227V226H148ZM157 227V226H156ZM155 227V228H156ZM186 227V226H185ZM231 227V226H230ZM233 227V226H232ZM256 227H258V225H256ZM261 227V226H260ZM26 227H24V229H25ZM61 228H63V227H61ZM74 228V227H73ZM84 228V227H83ZM86 228V227H85ZM105 228H106V226H105ZM109 228V227H108ZM120 228V229H121ZM141 228V227H140ZM250 228V227H249ZM31 229H34V228H32L31 227ZM30 229V230H31ZM36 229V228H35ZM77 229V228H76ZM111 229V228H110ZM116 229V228H115ZM114 229V230H115ZM126 229H127V227H126ZM133 229H136L135 227L133 228ZM162 229H165V230H162ZM179 230L180 229H182V227L181 228H178ZM183 229H184V227H183ZM203 229H204V231H203ZM231 229V228H230ZM233 229V228H232ZM93 230V229H92ZM118 230H119V228H118ZM241 230V231H240ZM107 231V230H106ZM108 231H109V229H108ZM215 231H216V229H215ZM258 231H260V230H258ZM3 232H4V230H3ZM21 232V231H20ZM97 232V231H96ZM103 232H105V231H103ZM113 232V231H112ZM116 232V231H115ZM142 232V231H141ZM159 232V231H158ZM158 232H156L155 234H158ZM170 232V231H169ZM171 232H173V231H171ZM170 232V233H171ZM183 232V231H182ZM203 232V233H202ZM214 231H212V233H213ZM245 232V231H244ZM264 232V231H263ZM15 233V232H14ZM13 233V234H14ZM69 233H71V232H69ZM114 233V232H113ZM113 233H111L110 232V234H113ZM161 233V234H162ZM169 233V234H170ZM178 233H179V231H178ZM177 233V234H178ZM201 233V234H200ZM215 234H217L216 232H214ZM213 233V234H214ZM7 234V233H6ZM12 234V235H13ZM101 234V233H100ZM103 234V233H102ZM99 235V237L98 238H95L96 240H94V239H91V240H94V241H92V242H90L89 240H90V238H87V236H86V234H85V232H84V234L81 236V238H80V240L77 242L78 243V245L81 243L82 245H89V247H90V245H93V246H97L98 247V249H102L107 243H108V241L109 240H107L106 239V237L107 236H109V235H106V237H104L105 235ZM154 234V235H155ZM160 234V233H159ZM158 234V235H159ZM167 235H165L164 233H163V235H165V236H163V235H161V236H159V238H161L160 239V242L158 243L159 244V246H158V248L160 247V252H158L159 254L157 255V252H156V255L154 256L153 254V258L151 257V258H148V259H145L146 257H145V255H148V253L147 254H145L144 253V251L142 252L141 250V246H142V248L145 246H147L146 245V241H144V240H142L141 241V245H140V248L139 249H141L140 251L142 252V253H144L143 254V256L145 257H143L144 259H142V260H144L145 261V263H144V261H143V264H148V263H154L155 264V262L156 261H159V263L161 264H163V262H164V264H178L179 262H183L184 260H185V258H188V259H190V258H192V257H189L190 256V253H191V251H193V250H188L190 253H189V256H188V252L186 253V256H188V257H185V251H184V253H181L182 251H181V249H179V251L176 249L177 247H175L176 246V242L178 241L177 239H179V238H176V235L174 236H168V233H166ZM172 234V233H171ZM174 234V233H173ZM215 234H214V236H215ZM260 234V233H259ZM3 235V234H2ZM243 235V234H242ZM32 236V235H31ZM37 236V235H36ZM38 236H40L39 234H38ZM83 236H84V238H87V241H85L84 239H83ZM151 236V235H150ZM155 236H157V235H155ZM195 236V235H194ZM211 236H212V234H211ZM211 236L210 237H208L209 239H208V241L210 240H212V241H214L215 243H216V241H215V239H210L211 238ZM217 236V235H216ZM244 236H245V234H244ZM35 237V236H34ZM148 237V239L147 240H149V235L147 236ZM178 237V236H177ZM182 237V236H181ZM196 237V236H195ZM207 237H206V240H207ZM237 237H240V236H237ZM247 237V236H246ZM260 239L259 238H256L255 240H254V242L256 243V244H261V245H263L264 246V234L263 235H260ZM24 238V237H23ZM27 238V237H26ZM154 238V237H153ZM193 238V237H192ZM198 238H199V236H198ZM201 238V237H200ZM212 238H214V237H212ZM218 238H219V236H218ZM221 238V237H220ZM219 238V239H220ZM0 239H2V238H0ZM89 239V240H88ZM151 239V238H150ZM183 239H185V238H183ZM182 239V240H183ZM188 239H186V240H188ZM195 240H196V238H194ZM203 239H205V235H204V237H202L200 240H203ZM218 239V240H219ZM222 239V238H221ZM229 239V238H228ZM227 239V240H228ZM231 239V238H230ZM241 239V237L239 238V240ZM245 239V237H243V239H241V240H244ZM249 239V238H248ZM251 239V238H250ZM7 240V239H6ZM14 240V239H13ZM29 240V239H28ZM27 240V241H28ZM182 240H180V241H182ZM204 241L203 240V242H207V241ZM217 240V239H216ZM223 240V239H222ZM225 240V239H224ZM232 240H233V238H232ZM236 240V239H235ZM240 240V241H241ZM246 240V239H245ZM26 241V242H27ZM85 241V242H84ZM144 241V242H143ZM155 242L157 241V240H154ZM193 241V240H192ZM199 241V240H198ZM221 241V240H220ZM220 241H218L221 245L220 246H222L223 245V242L221 243ZM234 241V240H233ZM1 242H2V240H1ZM0 242V243H1ZM88 242H90V243H88ZM146 242V243H145ZM150 242V241H149ZM153 242V241H152ZM154 242V243H155ZM184 242V241H183ZM183 242H179V244L181 243V244H183ZM190 242V241H189ZM189 242H186V243H189ZM194 242H196V241H194ZM202 242V241H201ZM225 242V241H224ZM228 242V241H227ZM226 242V243H227ZM236 242V241H235ZM253 242V243H254ZM30 243V242H29ZM66 243H67V241H66ZM77 243H75V244H77ZM140 243V242H139ZM157 243V242H156ZM190 243H192V242H190ZM200 243V242H199ZM207 243H209L208 245L210 246L212 243H210V242H207ZM242 243H243V241H242ZM245 243V242H244ZM24 244H27V243H24ZM118 244V247H120L121 249H123L124 247V245H126V243L124 244V245H122V244H120V243H117ZM120 244V245H119ZM131 243H129V244H127V245H129V246H127V247H131V245H130ZM134 244H136L135 242H134ZM133 244V245H134ZM149 244H152L151 242L149 243ZM157 244V245H158ZM178 244V243H177ZM184 244H185V242H184ZM195 244V243H194ZM196 244H198L197 242H196ZM235 244V243H234ZM233 243H232V245H230V243H228L227 245L225 244L224 246V248L226 249V246H227V249H228V246L230 245L231 247H233L234 248V250H236L235 249V247L233 246L234 245ZM21 245V244H20ZM65 245H67V244H65ZM201 245V244H200ZM202 245H206L204 248L206 249V247H207V244H202ZM201 245V246H202ZM218 245V244H217ZM216 245V247H215V245H214V248H216L217 249V246ZM236 245V244H235ZM238 245H240V244H238L237 243V246ZM242 245V244H241ZM260 245V247L261 248H259V250L258 251H256V252H252V250L253 249H248V248H245V249H247V250H250V251H244V252H239V250L240 249H243L242 247L240 248V249H238V253L239 254H237L236 256H234V257H232V258H225V259H223V257L221 258V259H223V260H220V261H223L224 262V264L226 263V262H229V261H233V263H234V261H238V262H243V261H247L248 260V258H251L252 256L254 257L253 258V261H259V260H261V258H263L264 257V255H262L261 257H260V255L261 254H263L264 253V247L262 248V246ZM16 246V245H15ZM29 246V245H28ZM183 246V245H182ZM243 246H245L244 244H243ZM249 245H248V243H247V246L246 247H248ZM258 246V245H257ZM25 247V246H24ZM82 247V246H81ZM88 247V248H89ZM152 247V248H151ZM150 248L151 249H153V246H151ZM180 247H181V245H180ZM186 247V246H185ZM191 247V246H190ZM193 248L192 249H194V246H192ZM231 247H230V250H232L233 251V249H231ZM240 247V246H239ZM26 248V247H25ZM41 248V247H40ZM75 248H78V247H76L75 246ZM96 248V247H95ZM131 248H134L133 246L131 247ZM173 248L175 249V250H173ZM198 248V247H197ZM209 248V247H208ZM221 248V247H220ZM38 249H39V247H38ZM55 249V248H54ZM79 249V248H78ZM81 249V248H80ZM80 249H79V253H80V255H81V251H80ZM138 248H135V251H136V254H137V252H138V250H139ZM145 249H147V247L145 248ZM155 249H157V246L155 245ZM187 248H183V250H186ZM196 249V248H195ZM194 249V250H195ZM204 249V250H205ZM213 249V248H212ZM30 250V249H29ZM28 250V251H29ZM64 250H66V249H64ZM129 250H130V248H129ZM148 250V249H147ZM150 250V249H149ZM198 250V249H197ZM196 250V251H197ZM215 250V249H214ZM218 250L219 251H221L219 248H218ZM229 250V251H230ZM52 251V253L51 254H47V255H49L51 258H54L55 257V255H56V253H53V252H55V251H53V250H51L50 249V252ZM61 251H63V250H61ZM125 251H126V249H125ZM128 251V250H127ZM131 251V250H130ZM146 251V250H145ZM187 251V250H186ZM199 251H203V249L201 248ZM207 251V250H206ZM206 251H205V255H206ZM208 251H213V250H209L208 249ZM217 251V250H216ZM225 251V250H224ZM35 252V251H34ZM38 252H40V251H38ZM37 252V253H38ZM45 252H49V251H44V253ZM141 252L139 253L140 255H142L141 254ZM150 252V251H149ZM151 252H152V250H151ZM155 252V250L153 249V253ZM194 252L195 251H193L192 253L193 254H191V256L192 255H195L196 256V254H194ZM223 252V251H222ZM227 252V251H226ZM234 252V251H233ZM42 254H43V251L41 252ZM39 254L38 255V257L40 258V257H42L43 255L42 254ZM59 254H61L60 253V251L58 252ZM76 253H77V251L75 250H73V251H70V252H65V254L64 255H62V258L61 259H54L57 263H60L61 262V264H62V262H63V264H78L77 263V260H76V258H78V257H76ZM131 253H133V252H131ZM201 253V252H200ZM217 253H218V251H217ZM216 253V254H217ZM228 253V252H227ZM21 254H22V257H20L21 256ZM29 254H31L30 253V251H29V253H27L26 252V249H20L19 247H17L16 249H14V250H12V252L10 253V254H8V257H10V259H8V261L9 260H11V259H15V260H17V261H20L21 260V258H22V261H23V257H25V255H28V256H30ZM36 254V253H35ZM130 254V253H129ZM128 254V255H129ZM134 254V253H133ZM155 254V253H154ZM182 254V255H181ZM204 254V253H203ZM213 254H214V252H213ZM215 254V255H216ZM223 254V253H222ZM229 254V253H228ZM2 255V254H1ZM4 255V254H3ZM31 255H33V254H31ZM58 255V254H57ZM56 255V256H57ZM79 255V254H78ZM128 255H126V256H128ZM151 255V254H150ZM197 255H199V254H197ZM209 257H208V256ZM206 256L207 257H204L203 259V264H220L221 262H219V263H217L218 261H217V259H215L214 257H215V255H214V257H212L213 255H212V253H208ZM211 255V256H210ZM219 256L221 255V252H219V254H218ZM217 255V256H218ZM232 254L230 253V256H231ZM234 255V254H233ZM238 255H240V256H238ZM46 256V255H45ZM64 256V257H63ZM134 256H135V254H134ZM139 256V255H138ZM137 256V257H138ZM156 256H158V257H156ZM184 256V257H183ZM226 256V255H225ZM238 256V257H237ZM50 257H48V258H50ZM58 257V256H57ZM142 257V256H141ZM201 257V256H200ZM0 258H2V259H4L2 256L0 257ZM131 257H129V259H130ZM134 259H136L135 257H133ZM197 258V257H196ZM6 259V258H5ZM25 259H26V257H25ZM42 260H43V258H41ZM40 259V260H41ZM81 259V258H80ZM219 259V258H218ZM131 260V262H132V259H130ZM141 260V259H140ZM54 261V262H55ZM134 261V260H133ZM201 261V260H200ZM263 261H264V258H263ZM12 262V261H11ZM79 262H80V260H79ZM106 262V261H105ZM139 258H138V263L137 264H139ZM142 262V261H141ZM146 262H148V263H146ZM187 261H185L184 263L185 264H188V263H186ZM190 262H192V264H196V263H194L195 261H192V259H191V261ZM250 262V261H249ZM8 263H10V262H8ZM25 263V262H24ZM158 262H156V264H157ZM184 263H182V264H184ZM231 263V262H230ZM232 263V264H233ZM256 263V262H255ZM254 263V264H255ZM258 263V262H257ZM264 263V262H263ZM26 264V263H25ZM53 264V263H52ZM81 264H87V261H86V259H85V257L84 256H82V259H81ZM98 264H100V263H98ZM101 264H103V261H101ZM104 264H106V263H104ZM130 264H133V262L132 263H130ZM180 264V263H179ZM191 264V263H190ZM227 264H229V263H227ZM235 264V263H234ZM237 264H239V263H237ZM243 264H246V263H244L243 262ZM251 264V263H250ZM259 264H261L260 262H259Z\"/></svg>",
  "mask_w": 264,
  "mask_h": 264
}]
</instances>
